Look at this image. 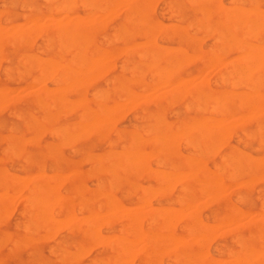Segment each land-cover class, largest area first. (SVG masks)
<instances>
[{"label": "rangeland", "instance_id": "374dc122", "mask_svg": "<svg viewBox=\"0 0 264 264\" xmlns=\"http://www.w3.org/2000/svg\"><path fill=\"white\" fill-rule=\"evenodd\" d=\"M46 1L45 0H0V9H1L0 12L5 9L4 10L5 12L3 11V13H0V27H2V29H3L2 32H3V34H5V31H8L6 33V37L8 34L11 36L16 34L12 38H11V36L8 35L9 37H7L8 39L6 38L7 40L3 39V41L2 40L0 41V57H4V59L1 58L2 60H0V87L4 89L3 90L0 88L2 93H4V94H2V96H0V99H1V97L3 99V100H0L1 107H2V108H0V111H1L0 112V171H1V174H3V176H1V178L3 177V180L0 178V180H2V181H0V183H1L0 184V186H1L0 191H2L4 188L3 196L1 195V192H0V196H2V197H0V199L3 198V200H0V204H1L0 205V215H1L0 216V218H1V221H0V240L2 241V242H0V264H61L62 258L64 260L62 264H69L70 263L69 259H70V261L73 260V262L70 264H114L113 263L115 260L114 257H116V258L118 257V259H120L119 262L116 261L117 260L116 259L115 264H116V262H117V264H125V263L126 264H128V263L129 264H160V263L161 264H168V262H170L169 264H175L176 261H177V264H181V263L182 264H196L197 262L198 263L202 262L203 264L204 263L205 264H208V263L211 264L210 260H212V259L216 260V258H217V260L215 262L212 260V264H223V262H225V264H227L229 262H232L233 259H235V257H236L235 253H237V256L242 258L241 261H243V259H245L248 255H250V257L253 256L252 257L253 259L250 257H248V258H249V260L251 259L254 262L253 264H255V263L260 264V262L264 263V245H262V243L264 244V237L259 235V233L262 234V232L264 235V226L262 228V225H264V222L260 221L262 219L264 220V218H263L264 213H259L261 215L258 214V212H264L263 211L264 209L262 210V207H261V205L264 206V202H261V201H264L263 200L264 199V147H263L264 146V144H263L264 143V130H263L264 129V115H261L262 113L264 114V109L262 108L263 105L260 104L263 102L264 99H259V97L264 98V71H263L264 67H262V66H264V46H263L264 45V18H263V20L262 19L260 20V18L263 17L261 15L264 14V0H253V1L252 0H242V1L241 0H231L233 2H231L230 0H212L214 3L221 1L222 5L219 3L220 5L217 6V8L221 6L220 8H218V9H220V11L216 12L217 11V8H216L215 10H213V12H211L210 17L206 18V19H205L204 12L201 13V11L199 9L200 8L199 0H195L192 2L190 0H188L189 2H191V4H189V2L187 0H149L152 5L148 1V3L150 4L149 9H148L149 12L147 11V13L145 14V17H147L148 20H150L153 23H155V22H156V24L159 23L158 25L159 26L161 25L162 28L160 27L161 29H159V28L156 29L155 28L156 24L155 25L151 24V27L149 24H141V26H140V24H138L141 31L139 30V27H137V24H121L123 19H124V14H125L124 13L125 12L124 6H123V4H121V5L117 6V10H118V11H116L117 14L115 12L114 15L111 14L109 17L105 16L106 14L103 15L106 17L105 18V21H106L105 24H102V25L98 24L96 27L93 28L94 30L92 29L93 31H91V30L88 31L89 35L91 37V39H90L91 42H89L90 44H88V45L84 44L83 46L86 45V47H84V48L80 44L77 45L76 42H75L76 44H73L74 41L72 43V41H70L72 39L70 37H68L67 35L64 36V35H61L60 33L58 35L57 32H59V29H57V28H51V27L47 28L45 26V28L43 27L44 31L43 32L41 31V35H40L39 31L36 30L37 29L36 26H34V28H33V24L32 25L31 24L30 25L25 24V23H27L26 19H28L29 16L34 14L35 12L43 13L44 16L42 14H41L42 17H41V15L39 16V18L41 19V20L39 19L40 21L48 22L50 20V19H47V14H45V12L47 11L49 6H51L52 4H54L56 2H59V0H48L47 2ZM153 1H154V3H153ZM168 1H170V2L168 3ZM250 1L253 2V4L251 5L252 11L249 10V7H250L249 2ZM194 2H196V3H194ZM21 4H23V5H21ZM103 4L105 5L106 3L104 2ZM170 4H172V5H170ZM168 5H170V6H168ZM240 5L244 7V9H243L244 11H242L243 15L245 13V10H246V12H247V10H249L248 11L249 14L252 13L253 11L255 14L257 11H259V9L261 12L259 11V13H256V15H254V14H250V15L248 14L247 15V13H246V16L244 15L243 18L241 19L242 12H240V10H239V9H241ZM253 5H256L258 7L254 10L253 8L256 6L252 7ZM21 6L23 7V9H20ZM28 6L31 7V10ZM232 6H234V8H231ZM118 7L120 10L118 9ZM120 7H122V8H120ZM173 7H175V8H173ZM225 7H228V8L230 7V9H232V10H234V9L237 10V11H235V10L233 11V12H236V14L239 10L238 15L235 16L236 14L232 13L231 12L232 10L228 11L226 13V11L230 10V9H227ZM247 7H248V9H247ZM170 8H171V10H169ZM177 9H179V11H177ZM84 11H85L84 7H82V4L78 1L75 4L73 11L70 12L69 14H67L68 15L67 17L69 18L70 17L69 15H71V14L73 16L74 15H83ZM92 11L90 14L93 13ZM61 12L58 13L59 16H58V19L56 20V22L59 23L58 24L59 27H60V25H62L63 21H65V19H66L65 18L66 12L65 11H61ZM94 12H99V11L94 10ZM102 12L100 11V13H102ZM100 13H97V14L99 15ZM228 13L230 14L228 16V18L230 17L229 19L226 17V15H228ZM147 14H149V16ZM239 14H240L241 20L239 19V22H238L237 19L239 18L238 17ZM24 15H25V17H23ZM98 15H97V18H98ZM203 15H204V17H203ZM257 15H259L261 17L258 16L259 17L258 18ZM94 16H96V15H94ZM101 16H102V14H101ZM103 16L101 18H103ZM180 16H181V18H180ZM90 17H93V16L90 15ZM231 17H232V20H231ZM94 18H96V17H94ZM175 18L176 19L179 18V19L176 20ZM202 18H204V19H202ZM226 18L228 21H226ZM251 18H254L253 19L254 22L256 21V19L259 20V22H262V27H261V25L259 26L260 23L258 21L253 23V20ZM8 19H9V22L6 21ZM224 19L226 21V24L228 25L227 27H224V26H226V24L222 23ZM25 20H26V22H23ZM92 20H94V19L92 18ZM197 20H199L201 22H199ZM219 20L221 22H218ZM229 20H230V22H229ZM250 20H252V22H250ZM107 21H108V23H107ZM244 21H246V22H244ZM198 22L200 24H196ZM231 22H233V23H231ZM234 23L235 24L240 23L238 25L239 27L237 28V26H235ZM9 24H12L13 26H11ZM172 24L175 26L178 24L183 25L182 28L180 27L182 30L179 29L178 27L174 28L175 27L174 26L172 28V30L175 29L173 31L175 33H173L172 30L170 29V27L173 26ZM243 24H245V25H243ZM253 24H255V26H259L258 27L259 29L257 28L258 31L256 30V27ZM121 25L123 27L122 31H121ZM166 25L167 26L171 25V26L166 29V27L165 28L163 27ZM193 25H195V26H193ZM241 25H242V28H241ZM23 26H25V27H23ZM56 26H57V24H56ZM110 26H113L116 28H113ZM124 26H125V28H124ZM130 26H132V27H130ZM199 26L201 27V29L199 28ZM206 26L208 27L207 29L205 28ZM251 26H254L255 27L254 30L257 32L254 31L255 33H253V30H250V29H253ZM11 27H12V29H11ZM19 27H21V30ZM26 27H28V29H26ZM98 27L99 28L101 27V28L99 30L98 29L95 30ZM148 27H150V29L152 30L151 34L154 35V37L150 36V30H147V29H149ZM152 27L155 28V30H153ZM247 27H249L250 29L248 28V30H247ZM22 28H25V29L23 30ZM118 28L120 30V31L118 30L120 33V36L122 37V38L119 37V38H121L120 41H119V38L118 39L115 38V37H118L116 35V32H117L116 30ZM137 28H138V30H136ZM18 29H19V31L17 32ZM164 29H166V30L164 31ZM197 29H198V31H196ZM204 29L207 30L206 31L207 34H206ZM234 29L235 30L237 29V30L234 31ZM22 30L24 31L23 33H25V34L20 33ZM25 30H26V32H25ZM145 30H147L148 32ZM217 30H219V31L217 32ZM226 30H228V31H226ZM37 31H38V33H37ZM99 31H100V33H99ZM222 31H223V34H221ZM248 31L249 32L252 31V33L250 34L251 36H252V34L255 35L257 33L256 37L254 38L252 36L253 38L252 37L249 38ZM28 32H29V34H26ZM112 32H115V33L111 34ZM129 33H130V35H129ZM134 33H135V35H133ZM209 33L211 35H208ZM56 34L60 38H58L56 36ZM186 34L189 35V38L191 37L190 38L191 40L190 41L188 40L187 44L185 42L187 40L185 38L187 36ZM192 34L197 36V37L199 36L198 38L194 37V40L197 39L196 40L197 45L195 44V42L192 38V36H193ZM202 34L205 36L208 35L209 37L208 36L207 37L202 36L204 39L202 41V39H201ZM244 34H247V35L244 36ZM168 35H170V36H168ZM190 35H192V36H190ZM31 36H32V38H31ZM128 36H130V37H128ZM135 36H137V37H135ZM224 36L226 37V39ZM45 37H49V39L48 38L45 39ZM64 37H65V40L68 38L70 39V40L69 39L66 40V42L70 41V43H68V42L67 43H68V46H72V47H70L71 49L67 48L68 46H67V43H65ZM216 37H219L220 40L223 39V37H224V39H223L224 41L222 40V42H226L225 40H227V39H228V41L225 44H220L222 42H220V40H219V42H217L218 39H215ZM103 38H105V39H103ZM146 38H148V39H146ZM153 38H155V39L153 40ZM199 38L201 40H198ZM25 39L28 40V41H26V45H25V41H24ZM56 39H61V40H56ZM145 39L147 41L153 40V42H154L153 44H155V45L152 46L153 45L152 43H148V44L143 43V41H145ZM236 39H239V40H237L235 42L234 40H236ZM46 40H48L49 43ZM98 40H99V42L100 41H102V42L99 43ZM107 40H109V41H107ZM256 40L257 41L259 40L260 42H257ZM7 41L11 44H9ZM60 41L62 43L63 42L65 43V44L63 43L64 44L63 47H61V45H63V44ZM123 41H125V42H123ZM155 41H156V43H155ZM197 41H198V43H197ZM200 41H202V42H200ZM211 41H213V42H211ZM229 41L231 43H229ZM242 41H243V43L245 41L248 43L245 42L243 45ZM30 42H31V44H30ZM58 42H59V44H58ZM108 42H110V43L108 44ZM134 42H138V43L136 45H134ZM237 42H239L238 45H236ZM250 42L252 43L251 45L256 43L255 44L256 47H258L257 46L258 44H261L262 48L260 47V49H263L262 50L263 52L259 51L260 50L259 48H253V47H255L254 45H253V47L250 46V48H249L248 45H250L249 44ZM3 43H5V44H3ZM216 43H217V45H216ZM228 43H229V45L231 44L230 45L231 47H229ZM240 43L243 46H241ZM12 44H13V46H11ZM143 44H147L148 47H145L146 45L144 46ZM126 45H129L130 47L131 46L132 47L130 48L129 46H126ZM137 45H138V48H136ZM141 45H143V47H144V48L142 47L143 50L145 49L144 52H143L142 48L140 47ZM156 45H162V46H159L160 48H163V47L165 48L167 46L166 49H167L168 53H167L166 49H164L166 51V52H164L158 46L157 47L159 49L156 50L157 49ZM261 45H259V46H261ZM93 46H95V48L101 47L100 49H98V51H100V52H98L95 48L93 49L92 48ZM122 46H123V48H122ZM169 46L170 47L172 46V47L170 48ZM240 46L244 48L245 53L247 51H249V53L252 52V54H250V56L252 55L251 57L249 55H246V57H248V56L250 57V58L248 57L249 59L244 58L245 53H243V54L241 53V52H243V49L242 48L239 49ZM58 47L61 48V51H60V48L58 50ZM65 47H66V49H68L67 51L63 50V49H65ZM120 47L123 50L119 51ZM210 47L214 48V49H211ZM102 48L104 49L103 52H102ZM132 48H135V49H132ZM183 48L188 53L185 52ZM192 48H194L193 49L194 51H192ZM75 49H78V51L77 50L75 51ZM90 49L93 50V57H91V58L89 57L90 55L92 56V54L89 53ZM173 49H174V51H175V49L178 51L176 54H174V56H173V52H174ZM180 49H182L181 51H183V53H184V54L181 53L182 58L180 57V53H179ZM219 49L220 50L222 49V50L220 51ZM236 49H237V51H236ZM238 49H239V51H238ZM40 50H42V51H40ZM84 50H85V52H84ZM153 50L154 51L156 50V51L154 52ZM161 50L163 52V54H162L163 56L161 55V53H162ZM170 50L172 51V53ZM74 51H75V53H73ZM94 51H96L97 53ZM113 51H114V53L116 51L121 52V54L123 52L124 53L122 55L119 53L118 55H120V56L117 58L114 55ZM130 51H131V54H130ZM150 51L152 52L151 54H150ZM226 51H227V53H226ZM253 51L255 53L257 51H259V52H257L258 54L257 53L255 54V53H253ZM76 52H77V54L78 53L79 54L76 55ZM90 52L92 53V51H90ZM104 52L106 53V55ZM153 52H154V55L156 53L157 54L156 56H158V57L156 58V56H155V58H153L154 62H155V66L152 67V69H149V66L151 67L154 63L152 61L153 59L151 58L153 56ZM260 52H262V53H260ZM27 53H28L29 57L28 56L26 57ZM98 53L101 55H99ZM107 53H109V54H107ZM139 53L142 54L141 57L137 56V54L139 55ZM195 53L199 54L200 57L196 55L197 57H199L198 59L196 56H189V60H187L189 54L195 55ZM210 53H212V56L210 55ZM249 53H246V54H249ZM29 54H31V56L37 57L39 59L42 57L43 60L50 58L51 62L53 61L52 59H54L55 61H58V63L55 62V64L56 63H57V65L59 64L58 65L59 67L63 63L61 68H64V66L66 67V65L68 63L69 68L74 67V69H75L76 67H78L77 64H79L82 61H85V62H82V64L80 63L81 64L79 66L80 68H76L78 70V73H77L76 69L74 70L73 68L72 69L68 68L69 70H72V72L76 71L75 73H77V74H75V75H77V76H75V77H74V74L71 73V71L69 73H67L69 70H67V72L66 71L64 72L65 74L67 73L66 75H69V76H72L71 74H73L72 77L68 76V78H71V79L73 78L72 79L73 82L71 83V80H69L67 77H65L64 73H61V72H63L62 69L59 68L58 66H56L55 64H52V63H54V61L50 65V67H51L50 73L51 74L53 73V75H54V76L53 75L51 76V74L49 73V70H48V69H50L49 64H48V62L50 63L49 59L47 60V62L46 61L44 62L45 65L48 64L47 67H49V68L41 67V65H43L42 59H41L42 63L40 60H39L40 63H39V61H37L38 62V64L36 63L38 66V68H37L35 66L36 65L35 62H36L37 58L35 60V59L31 58V56ZM66 54H67V56H66ZM97 54H98V56H96ZM115 54H117V53H115ZM128 54H130L131 56ZM217 54L221 55V56L224 55V56L219 57ZM79 55H82L81 58ZM103 55H104V57H103ZM143 55H145L146 57ZM185 55H187L186 58H184ZM253 55H254V57L258 56L256 58H259L260 60L254 58ZM21 56H23V57L19 59V57H21ZM73 56L75 58H73ZM87 56L89 59L87 58ZM113 56H115V57H113ZM172 56L174 57L173 59H171ZM208 56H210L209 59H208ZM233 56L237 57L239 59L241 57H243V58H241L242 61H240L238 59L239 61L237 60V61L233 62V60L237 59V58L234 59ZM177 57L179 58V60L177 59L178 63H176L177 68H179L180 67L179 65H181V67L178 69V71H176L177 69L174 68V67H176V66H174L175 65L174 61H175V58H177ZM193 57H195V58H193ZM232 57H233V59H232ZM24 58H28V60L27 59L24 60ZM71 58H73V59H71ZM123 58L126 60L125 61L122 60ZM7 59H8V61H7ZM164 59H168V61H170L172 63L173 68H174L173 70L176 72L173 71L174 72V73L172 72L173 74L168 73V70H169V72H171L172 65L170 62H168L170 64L165 62ZM243 59H245V60H243ZM246 59H247V61H246ZM262 59H263V61H261ZM79 60H82V61L79 62ZM86 60L89 61V64L87 63ZM183 60L184 61L186 60L185 63ZM257 60L259 61V63ZM26 61H28V62H26ZM151 61L153 63L150 64ZM179 61L180 62L182 61L185 65H182L183 63L180 64ZM219 61H221V62H219ZM65 62H67L66 65H65ZM72 62L77 63L76 66H75V63L73 64ZM146 62H148L149 65H147ZM173 62H174V64H173ZM249 62H253V63H249ZM254 62H257L258 64H255ZM31 63H32V66H30ZM165 63H167V64H165ZM216 63H217V65H216ZM248 63H249L248 66H250L249 70L250 71L252 70L251 72L250 71L248 72V67H246L247 70L244 67ZM86 64H87V66H85ZM45 65H43V66H45ZM52 65H55V69H58L56 71V73L54 72L55 69L53 68L54 66H52ZM82 65H84V67H86V68H84V67H83L84 69L81 68ZM101 65H103L105 67H103ZM133 65H135V68L141 69V72L139 70H136L133 67ZM24 66L27 69L26 68L24 69ZM242 66L245 69H242L241 68ZM6 67H7V69H5ZM165 67L166 68L170 67V69L167 70ZM259 67H260V69H258ZM66 68L64 70H66ZM119 68H122V69L120 70ZM131 68H134L135 70L134 69L131 70ZM156 68H157V70H156ZM158 68H159V70H161L162 68L164 70H166V72H165L166 74L164 73L163 69H162L163 72H160L158 70ZM82 69L86 70V71L84 72ZM155 70H156V72L158 71L157 73L160 72V74H158L159 76L161 75L159 77L160 79L157 77V75L155 73L152 75L153 77H151V74L153 72H155ZM245 70L249 74H247ZM258 70H259V73H258ZM20 71H23L24 74H22V72H20ZM39 71L40 72L42 71L41 74H39ZM97 71H98V73H97ZM79 72H80V74H79ZM83 72L86 73V75L85 76L82 75L83 77H81L80 75ZM92 72H93V74H92ZM144 72H145V74H144ZM150 72H151V74H150ZM48 73H49V76H48L49 79L45 75L46 79H48V80H46V79H44L45 78L44 74L48 75ZM59 73L62 74L64 77L62 75H60ZM134 73H136V74H134ZM162 73H163V75L165 74L164 75L165 77H168L167 81H166L165 77L163 78ZM230 73H231V76H230ZM243 73L244 74L246 73L247 76H246V74L243 75ZM42 74H43L44 78H43ZM131 74H133V76ZM195 74H197L198 76H195ZM7 75H9V76L7 77ZM139 75H141V76H139ZM224 75H225V77H224ZM39 76H40V78H39ZM56 76H59V78L62 81H60V79ZM191 76L192 77L194 76V78L196 79V82H195V79L192 78ZM50 77H52V78L50 79ZM84 77H86V78H84ZM186 77H189V78H186ZM64 78H65V81H63ZM76 78H77V80H75ZM98 78H100V79H98ZM133 78H135V80ZM184 78L187 79V81H185ZM112 79H113V82H112ZM137 79H139V80L136 81ZM164 79H165V81H164ZM198 79H200V80H198ZM248 79L251 81H249ZM32 80H34V81H32ZM66 80H67V82H69V81L70 82L66 83ZM231 80H235V81L230 82ZM236 80H238V81H236ZM247 80H248V82H245ZM254 80H256V81H254ZM81 81H82V83H86V84L82 85L80 83ZM86 81H89V82H86ZM94 81H96V82H94ZM129 81H131L130 82L131 85L128 84ZM190 81H192V82L190 83ZM204 81H206V82H204ZM221 81H223V82H221ZM35 82L37 84L34 85L33 83H35ZM42 82H43V84L44 83L46 84L45 86H47V88L45 86H43ZM105 82L107 84H104ZM199 82H200V84L203 83V84H201L202 86H200L202 90L199 92L193 91L195 86L200 85ZM39 83H41V85ZM70 83H71V85H70ZM175 83H176V85H175ZM178 83L180 86L182 85V87H177ZM252 83H254L255 86H253ZM29 84L31 85V87L27 86ZM120 84H122V85H120ZM79 85H81V86L79 87ZM155 85H157L160 88L155 87ZM160 85H163L166 88H164L163 86L161 88ZM33 86H37L36 89L38 88V90L39 89L41 90V88H42L43 90H46V91L41 92L42 90L41 91L39 90V91H37L38 93H34L36 91V89H35V87L33 88ZM40 86H42V87H40ZM55 86H56V89L53 88ZM75 86H77L79 88L74 89L73 87H75ZM119 86H121V87L123 86V89L125 87L126 90L124 89V91H123L121 88H119ZM144 86H146V88ZM153 86L156 89H153L152 88ZM245 86H247V87H245ZM5 87H6V90H5ZM65 87L67 89L70 87L71 90H68V92H66V93L64 92V94H61L62 91H67V89H65ZM141 87L144 88V90H141L142 89ZM29 88H30V90H28ZM117 88H119V89H117ZM139 88H141V89H139ZM163 88H164L163 91H165L166 94H165V92L160 91ZM169 88L171 90L175 89V90H172V93H174V97H176V99H174V97L172 96L173 97V100H172L173 104H170L171 101L169 99H172V98L170 97L171 93L169 95V92H171V91H169L170 90ZM13 89H14V91H12ZM166 89L168 91H166ZM185 89H187V90H185ZM7 90H9L10 92ZM32 90H35V91H33V93H32L31 92ZM72 90L74 93L72 92ZM103 90H105L106 93ZM127 90H129L130 94H132L134 96L136 93L139 94L134 98H132V95L130 96L131 98L129 97L130 99L133 100L134 103L132 102V100L128 99V96L130 94L128 93V95H127V93H126ZM157 90H158V93L162 92L163 94H165V96L156 93ZM184 90H185V92L189 90V92H187L185 94V92H183ZM230 90L231 91L233 90L232 93L235 92V93H233V95L231 93V96L228 93V92H230ZM258 90L261 94L258 92ZM6 91H7L6 94L11 93V94H9L11 98L9 97V95L7 96L5 94ZM23 91H25V92H23ZM27 91L31 92V93L30 94L26 93ZM94 91H96V92L94 93ZM120 91H122V92H120ZM134 91H136V93H134ZM224 91H226V93ZM240 91L246 93L245 97L247 99H249L248 101H245L247 99H245V100L243 99L244 98L243 93L241 94ZM47 92H49L48 95H46ZM82 92H83V94H81ZM92 92L94 93V96L98 95V94H100L99 96H101L103 94L102 96L104 98L103 97L99 98V96L94 97V96H92ZM98 92H100V93H98ZM138 92H141V93H138ZM257 92H258V95H260V96L257 95ZM44 93H45V96H47V97L44 96ZM52 93H53V95H52ZM57 93L59 95H57ZM76 93H78V94H76ZM118 93H119V95H117ZM23 94H27V95H23ZM104 94H106V97L104 96ZM157 94L160 97L161 96L162 97L159 98V96ZM182 94L184 97H182ZM190 94H191V96H190ZM234 94H236V95H234ZM255 94L257 95L256 98H255ZM20 95L22 97L17 98ZM50 95H52V96L57 95L58 97L57 96L54 97L55 98V101H54V98ZM126 95H127V98L123 99L124 96H126ZM240 95H242V96H240ZM262 95H263V97H261ZM14 96H16L15 100H13ZM37 96H39V97H37ZM81 96H82V98L79 100V97H81ZM83 96H84V98H87V99H83ZM146 96H149L147 99L150 100L149 102H146L147 104H145L144 102H141V101H146V98H145ZM232 96H234V97H232ZM50 97L53 98L52 99L53 101L50 99ZM63 97H65L64 98L65 100H67L66 97L69 98L68 102L70 101V103H68L65 100L62 101L61 99ZM118 97H120V98H118ZM211 97H212V99H211ZM238 97H239V99L242 97V99H240L241 102L238 101ZM16 98H17V101H16ZM56 98L60 99L59 101H62L60 106H58L59 101ZM75 98H78V99H75ZM143 98H144V100H143ZM198 98L200 101L197 100ZM250 98H251V100H250ZM254 98H255V100H254ZM35 99H38V101H39V99H41L40 104ZM4 100H6L9 104L6 103V101H4ZM8 100L9 101L11 100V101L9 102ZM71 100L73 102H71ZM123 100H126V101H123ZM138 100H140V101L138 102ZM42 101H43V107L41 105ZM166 101L168 102V104L166 103ZM242 101H245L244 104H247V106L246 105L243 106ZM37 102L39 105H37ZM3 103H4V105H3ZM99 103L103 104L104 106L101 105V108H100V106L98 107ZM130 103H133V105H130ZM154 103L156 104V106H154ZM239 103H240V105H239ZM53 104H54V107H56V108L52 107ZM69 104H72L71 105L72 107H70ZM77 104H82V105H78V106H80V107H78V106H76ZM106 104L107 105L109 104V105L107 106ZM211 104H212V106H211ZM254 104L258 105V106H255L256 110L253 107ZM67 105H69L68 108H67ZM134 105L137 107H134ZM185 105L189 106V107H187L188 109L186 108ZM197 105L200 106L202 108V110L200 108H199L200 110L198 108L196 109ZM215 105H218L217 108H219V109H217V110L214 109V108H216ZM251 105H253V106H251ZM38 106L40 109L38 108ZM85 106H87V107H85ZM131 106H132V108H131ZM213 106H215V107H213ZM240 106H242L243 108H241ZM60 107L61 108L63 107V108L60 109ZM95 107H96V109H95ZM204 107H206V108H204ZM212 107H213V109H210ZM71 108L72 109L74 108V110H72ZM85 108H87L89 110L90 114L87 111L85 112V110L83 111V109H85ZM121 108L123 109V111L125 110L124 111L125 114L120 113V111L123 112L122 110H120ZM63 109L64 110L66 109V110L64 111ZM142 109L144 111H141ZM225 109H226V111H225ZM260 109L262 111H260ZM33 110L34 111L36 110V111L34 112ZM59 110H60L61 114H64L65 116L61 115V114L56 115L55 112L59 111ZM100 110H101V113H99ZM218 110H220V111L222 110L224 113L219 114ZM67 111H69L70 113H68ZM82 111L85 114L84 115L81 114V115L84 118L86 117L85 119H81V118H83L80 115V113ZM116 111H117V113L119 112L120 114L118 113V115H117ZM102 112H105V114L103 113V115L105 117L102 116ZM209 112H210V114H209ZM16 113H18V114H16ZM52 113H53V115H49ZM57 113H59V112H57ZM78 113H79V115H78ZM114 113H116V115ZM155 113H157L159 115V118H158V120H156L155 118L154 119L156 121H159L160 124L159 123L154 124V123H157L153 119V117L156 115ZM257 113L259 116L257 115ZM88 114H89V116H88ZM122 114H124V115H122ZM238 114L243 116V117H240ZM17 115H19L20 118H18L19 116H17ZM46 115H47V117H46ZM192 115H194V116H192ZM110 116H112V117H110ZM204 116H206V117H204ZM224 116L226 119L224 118V120H223L224 123H222L221 118L223 119ZM31 117H32L33 121L31 119ZM41 117L42 118L46 117L48 119V121L46 118H45L46 120L43 121L44 119L42 120ZM109 117H110V120H109ZM118 117H120V120ZM195 117L199 118V119L201 118V119L196 120ZM203 117L205 119H208V117H209V120L211 118L212 119L210 121L209 120L205 121L204 119H202ZM214 117H216V119L221 117V118H219L220 122H221L220 125H217V123H216L217 121L215 120ZM234 117H236V118H234ZM247 117H248L247 120H249V122L245 119ZM56 118L57 119L59 118V120H55ZM87 118L88 119L90 118V120H87L88 122H86ZM52 119H54V120H52ZM191 120H193L192 125L194 123H195L194 125H196V123L200 122L201 120L209 123V124H207L204 122H200L197 125V126L201 125L203 127L204 132H202L201 130H199V131L202 132L201 134L204 133V135H201L198 132V129H200V126H199V128L195 127V126H193L195 128H187V129H192L191 132L190 131L186 132V130L183 129L185 127V124H187L188 122H189V124H187L186 126L189 127L188 125L191 124V122H192ZM194 120H196V121H194ZM240 120H241V122H240ZM243 120H245L244 125L242 124L244 122ZM79 121H81V122H79ZM236 121H237V123L235 124ZM238 121H239V123H238ZM61 122H63L64 124H67L69 126L62 124ZM78 122L80 123V125H82L81 127H80V125H78ZM99 122H101V123H99ZM210 122L214 123V125H216V126H214L213 124L210 125L211 124ZM25 123L26 124L29 123V124L26 125ZM70 123L71 124L73 123V124L71 125ZM166 123L168 124L167 127L165 126V125H167ZM61 124L64 126H62ZM100 124H102V126ZM103 124L105 127H103ZM182 124H184L183 128H182ZM218 124H219V122H218ZM221 124H222V127L224 129L221 128ZM109 125H111L112 128L109 127ZM176 125H177V127L179 125V127H180V129L178 127L179 131H177L178 129L176 130V128H177ZM205 125H206V127H205ZM226 125H228V126H226ZM10 126H11V128H10ZM75 126H76V129H74ZM107 126H108V128H111L110 132L106 128ZM148 126L151 127V130H150V128H148ZM27 127L29 130H27ZM36 127H37V129H36ZM54 127H56L57 129H55ZM98 127H99V129H98ZM102 127H103V129H102ZM163 127H165V129ZM210 127L212 128V131H211ZM260 127H261L262 131H260L261 130ZM39 128H41V129H39ZM71 128L74 129L75 131L74 130L72 131ZM154 128H155V131L153 132ZM156 128L157 129L160 128L158 132L156 131ZM161 128L163 129L162 132H161ZM196 128H197V130H195ZM208 128H210V129H208ZM218 128L220 129L219 132L216 131V130H219ZM8 129H10V130H8ZM11 129H12V131H11ZM53 129H54V131H53ZM106 129L108 131H106ZM35 130H38V134H36V136H35V133H36ZM208 130H209V133L207 132ZM221 130L222 131L225 130L224 131L225 133L223 132V135H222ZM50 131H53L51 134L52 136L49 133ZM67 131L68 132L71 131V132H69L70 136H69V133ZM94 131H96V132H94ZM147 131L148 132L151 131V132L147 133V135L144 134V132H147ZM172 131H174L173 134L176 133L174 135L176 137L168 134L170 132L172 133ZM175 131H177V132H175ZM184 131L186 133L185 135H184V133H182ZM63 132H64V134H63ZM74 132L78 135L74 134ZM93 132H94V134H93ZM98 132H99V134H97ZM100 132L103 136L100 135ZM134 132L135 133L137 132V137L135 136L136 134L135 135L133 134ZM189 132H190V134H189ZM196 132H197V134H196ZM162 133L166 134V136L162 135ZM218 133H221V136H219ZM245 133L248 136L251 135V137L249 136L250 139L246 138V137H248L247 135L245 137ZM154 134H156V135L161 134V135H160V137H158ZM182 134L186 137H182L183 136ZM188 134H189V136H188ZM33 135L35 136L34 137L35 140L32 141L31 138ZM39 135H40V138H39ZM63 135H65V136H63ZM150 135H152V136H150ZM168 135H169V137L170 136L172 137V138L170 137L171 138L170 140L168 139L169 138ZM68 136L72 137V138L68 139ZM87 136H88V138H87ZM131 136H132V138H131ZM154 136H155V138H154ZM190 136H192V137L194 136V137L190 138ZM215 136L219 137L218 138L219 140L222 139L220 137H223L224 139L220 140L222 143L218 139L215 140L214 139ZM25 137H27V138H25ZM98 137H101V139L98 140L99 139ZM120 137H122V138H120ZM141 137L142 138L148 137L149 139L153 138L155 142L153 140H151V142L149 143L148 142L149 140L144 141L145 138L142 139ZM173 137H174V139H173ZM203 137L207 138V139L205 140ZM23 138L25 139L26 142L22 141V140H24ZM134 138H138V139L135 140ZM158 138L163 143H161V142L159 143ZM175 138H178V139L181 138V139L177 141V139H175ZM188 138H189L188 144L197 142L196 145H199V148H197L198 146L195 147L196 145H194V144L188 146V144L185 143ZM201 138H203L204 141ZM210 139H212L211 142H210ZM20 140L22 142H20ZM29 140L32 142L29 143L30 142ZM166 140H167V142H166ZM14 141H16L17 143L16 142L14 143ZM27 141H29V142H27ZM84 141H86V142H84ZM136 141H138L137 143L139 144L138 145L139 148L141 150H145V152H147L149 154V156H151V157H149L147 155L145 157L147 160L144 158L140 162V165H138V167H140V168H138L136 170L134 169L135 171L133 172L132 171L133 167L134 168H137V167L134 166V161H133L132 157L130 156L129 151H131L133 149L131 146L135 145ZM56 142H58L57 144H59L60 146L57 145ZM64 142H67L68 144L69 143L70 144L67 145V143H65V145H64L63 144ZM83 142H84V144H83ZM203 142H205L206 145H208V142H209L210 145H215V146L209 145L208 149H211V147H212V149L207 151V146ZM215 142H217V143H215ZM245 142L247 143V145H244ZM12 143H14L13 147L15 149L13 147L10 148L12 146ZM80 143L82 145H80ZM44 144L47 146H44ZM71 144H73L72 147L74 146L75 149H80L79 147H81L84 151L83 150L81 151V149H80V150H77L78 151L77 152L76 150H74V148H73V150L70 149V148H72ZM75 144L77 147L75 146ZM168 144L170 147L168 146ZM186 144H187V146H186ZM221 144H223V145L220 146ZM7 145H9L10 147ZM50 145L54 146V149H51L53 147L50 148ZM62 145L64 147H62ZM66 145L68 147H66ZM182 145L183 146L185 145V147H183ZM159 146L161 148L163 147L164 150H162V151H165L164 153H161V151H160L161 148ZM165 146H167V147H165ZM158 147L160 148V150H158ZM216 147H218V148H216ZM6 148L8 151H6ZM156 148L158 150L157 155H155L157 153ZM214 148L217 150H215ZM237 148H238V151L241 150V151H239V153L237 151ZM149 149L150 150L155 149V152L153 151L155 154L152 151H151L152 154L149 153L148 152ZM165 149L168 150L167 156L165 155V153H166ZM231 149H233V150L231 151ZM16 150L17 151L19 150V153L15 152ZM51 150L53 152L52 155H51V152L48 153ZM68 150H69V154H68ZM108 150H110V151L112 150L111 152L118 150L116 153H118V154L120 153V154L117 156V154L114 152L116 155H114V153H112L113 155L111 154V156H112L111 157L110 151H108ZM119 150H120V152H119ZM213 150L216 151V153L217 152L218 153L216 154ZM3 151H4V153H6V155L3 153ZM72 152H73V154H72ZM76 152L78 154H75ZM180 152H181V154L183 153L184 155H187V154L189 155L186 157V160H190L191 155L196 156V157H192V161H196L197 165H196V162L190 163V161H188L186 163V161L184 160L185 156L183 154L180 155ZM197 152H200L201 154H199ZM211 152L213 153L212 155H211ZM240 152H242L244 155ZM13 153L14 154L16 153L17 155L12 156ZM124 153H126V154H124ZM208 153H210V155H208ZM234 153H235V158H236V156H238L237 159L234 158V155H233ZM26 154L29 155V157L28 156L26 157L29 160V162H27V163L25 162L26 161L25 160ZM48 154L50 155V157H48L49 156ZM70 154H72V155H70ZM107 154L110 157H108ZM225 154L226 155L230 154V155H227L229 158H227V156ZM247 154L249 156H247ZM8 155H10V156L8 157ZM124 155H126L127 158L128 157H130V158H128V159L123 158ZM200 155H202V156H200ZM231 155H233V156H231ZM105 156H107L108 158H106ZM116 156L118 157L117 158L118 160L116 159L117 162L115 163L117 166L116 167H115V165L109 166L108 163L110 161H114ZM246 156L249 157V158H247L248 159L247 162H246V159H244ZM10 157H11V159H9ZM86 157H89V159H91V161L86 159ZM148 157H149V159H148ZM157 157H159V159H156ZM193 158H195V159H193ZM224 158L226 160L228 159V161L231 160L230 161L231 163L229 162V165H232V166H230L228 168V165H227L228 161L225 162L226 160ZM84 159H86V161L88 160V162H85ZM203 159H206L205 160L206 162L205 161L203 162ZM234 159L237 161V163H238L237 165H236V163H235L236 161H234ZM123 160H125V162ZM156 160L159 161L158 164L162 161L163 163H160L162 165L156 164L155 163V162H157ZM11 161H13V162H11ZM152 161H155V162H152ZM77 162L79 163V165ZM188 163H190L192 169H194L193 167L195 165L197 167L199 166L200 168H197V169L195 168L194 171L193 170L189 171L190 167H187ZM213 163L215 166H213ZM10 164H11V166H10ZM41 164L45 165V167L44 166L41 167L40 166ZM94 164H96V165H94ZM110 164H111V162H110ZM129 164H130V166H129ZM120 165H122L123 167ZM216 165H217V167H218V165L225 167V169H224V167H222L221 169H220V166L218 167V170L220 169L222 171V173L216 172V170H217V168H215ZM261 165H262V167H260ZM38 166H39V168H38ZM127 166H128V168H127ZM149 166H151V171H150ZM170 166H172V168H170ZM21 167H23V168H21ZM95 167H97V168L101 167V169H103V170L99 171V169L96 168L97 169V171H96ZM145 167H148L149 169L146 168L148 171L143 173L142 170L146 171V169L144 170ZM208 167L210 168V170ZM3 168H5V169H3ZM158 168H159V170H158ZM187 168H188V171H187ZM76 169L78 171H76ZM108 169H109L110 174L106 173V171ZM174 169H175V171L176 170H178V171L175 172ZM73 170H75L77 173L73 172ZM169 170L173 171L174 173L169 171ZM245 170H246V172H245ZM42 171H45L44 175L45 176L49 175L50 177L48 176V178L52 179V181L47 179V177H44V175H43V178H45V180L44 181L42 180L43 182H41V181L38 182L40 179H42L41 178L42 177L41 174L43 173ZM136 171H138V172H136ZM152 171H157L158 173L152 172ZM168 171L170 174L173 173L172 174L173 176L170 174L168 176V174H167ZM179 171H181V172H179ZM243 171H244V173H243ZM247 171L249 172V174ZM6 172L7 173L10 172V174L6 175ZM53 172H56V173H53ZM178 172H179V174H178ZM194 172L195 173L197 172V173L195 174ZM241 172H242V174H241ZM52 173H53V175H52ZM90 173H92L93 175ZM17 174H18V177L16 176ZM72 174H73V176H72ZM155 174L156 175H158V174L162 175L161 178L163 179L164 182L166 181L165 183H167V184H165L164 182L162 183L161 181L159 182V180H161V178L159 176H158L159 177L158 178ZM184 174H185V176H184ZM9 175L10 176L11 175L16 176V177L11 176L12 182L8 178V177H10ZM26 175H27V177H26ZM56 175L59 177L56 178L55 177ZM97 175H98V177H96ZM112 175H113V179L111 177ZM189 176H190V178H189ZM193 176H194V178H193ZM216 176L218 178L216 180H213V178H216ZM221 176H222V178H220ZM169 177H172V178H170V180L168 181ZM230 177L232 179H228ZM255 177H256L257 181H256V179H254ZM4 178H7V180L6 179L4 180ZM13 178H15V180ZM89 178H91V179L89 180ZM144 178H146V179H144ZM154 178H157V179H154ZM173 178H175V181H173L174 180ZM187 178H189V180ZM24 179H26V180H24ZM185 179L188 180L187 183H186ZM16 181L20 185L17 184L18 185L17 186L15 183ZM25 181H27L28 183ZM157 181L159 183H157ZM171 181H173L174 183H171ZM24 182H25V184H24ZM96 182L99 184V187L97 186L98 184ZM5 183H7V184L5 185ZM12 183H14V184H12ZM38 183L40 185V191L37 190V187H35L36 185H38ZM48 183L52 185V190H50L51 187H49ZM57 183H58V185H57ZM148 183H150V185H148ZM184 183H186V184H184ZM214 183H216V184H214ZM221 183L223 184V187L222 186L218 187V184L222 185ZM228 183H230V185L234 186V187L229 186ZM233 183H234V185H232ZM239 183L244 185V187L241 186V184H239ZM2 184H4L3 185L4 187L2 186ZM8 184L9 185L12 184V187L17 188V190L14 189V191L12 192L11 185L7 186ZM61 184H63V185H61ZM164 184H165V186H164ZM180 184H181V186H180ZM187 184H189V186ZM224 184L225 185L227 184V185L224 186ZM236 184H238L239 188ZM44 185H46L48 188L44 187ZM143 185L145 186L144 193H142L143 189L141 190V188H144ZM204 185L206 186V188L204 187ZM158 186L164 187L165 189L159 187L160 190H158L157 189ZM166 186H167V188H166ZM183 186L188 187V188L186 187L185 192H183L185 190V187L183 190V188H182ZM179 187H181V189ZM216 187H218L217 190H219V189L220 190L217 191ZM76 188L78 190H80V189L81 190L78 192V190ZM148 188L150 189L151 192L155 191L156 194L154 193L155 195L152 196L153 192L150 193V191L147 190ZM151 188L152 189L155 188V189L152 190ZM168 188H169V190L172 189L170 191L171 193L167 191ZM221 188L224 189L225 191H223ZM6 189H8V190L6 191ZM63 189H64V191H63ZM65 189H66V193H65ZM161 189L163 191L165 190V194H163L164 193L163 191H162L163 193L160 192ZM205 189H207V192H208L206 194H205V192H206ZM33 190H34V192H32ZM46 190H47V192L50 190L48 193H51L54 191L53 193H55V195H52L53 193L51 194V196L54 199H52L50 194L46 193ZM156 190L159 192H157ZM106 191H107V193L104 194V192H106ZM147 191L149 192L148 195L151 194L150 196H152V198L150 196H148V197H150V198H148L150 200L147 199V196H146ZM29 192L32 194H30ZM97 192H99L100 194L102 192V194L99 195L100 197L97 195V194H99ZM217 192H218L219 197L216 196ZM7 193L8 194L11 193V194L8 195V197H7ZM15 193H17V194H15ZM108 193L110 194V196ZM158 193H161L159 195H161L162 198H161V196L158 195ZM75 194H77L76 197H75ZM204 194H205V196H208V198L206 197L207 199L204 197ZM237 194H240L241 198ZM35 195H38V196H35ZM112 195H113V197H111ZM143 195L146 196V199L143 198L144 197ZM180 195L183 197L182 198L179 197ZM236 195H237V197H236ZM25 196L26 197L30 196L29 198H31V197L32 198L31 199H29V198L24 199ZM39 196L41 198L45 197L46 200L43 199V203H42V200L40 199ZM110 197L113 198V201H114L113 205L115 208L112 205L113 201L111 202V199L109 201ZM159 197H160V199H159ZM220 197H222V198H220ZM7 198H10V199L8 200ZM177 198L184 203L188 202L190 204H188V203L187 204H181L182 202L178 201ZM75 199H77V201ZM78 199H79V201H81V203H78L79 202ZM195 199H196V202L194 201ZM204 199H206V200H204ZM25 200L27 201V203L29 205L27 203H25L26 205L23 206L24 202H26ZM47 200L49 201V203L46 202ZM106 200L109 203H107ZM146 200H148L149 202H147ZM5 201L6 202L9 201V202H7V204L9 203L8 207L5 205ZM29 201L31 202V204L29 203ZM75 201H76V203H75ZM45 202H46V204H45ZM103 202H104V204H103ZM145 202L147 204H144ZM168 202H171V203H168ZM177 202L179 203V205ZM202 202H206V203L204 204ZM234 202L237 205L233 204ZM53 203H54V205H53ZM56 203H58V204H56ZM100 203H102V204H100ZM106 203H107V205L109 204L108 208L106 206ZM191 203H193V204H191ZM115 204H117V205H115ZM118 204L122 205L123 207L120 205L118 206ZM206 204H207V207H206ZM10 205H11V207H10ZM35 205H37V206H35ZM43 205L45 206V208H43ZM60 205H61V207H60ZM134 205L135 206L140 205V206H137L138 207L137 208ZM144 205L147 208H145ZM183 205H185V206L187 205V206L185 207ZM194 205L196 207L195 210H194ZM234 205H236V206H234ZM4 206H6V208ZM26 206H27V208H26ZM40 206H42V208ZM54 206H56V207H54ZM81 206H83V210H82ZM98 206H100L99 208L101 211L98 210L99 208L97 209ZM150 206H152L151 209L154 207L152 210H154L157 207L158 208L161 207V209H160L161 215H160L159 209H157L158 211L154 210L155 212L150 210L151 211L150 212L148 210V208H150ZM170 206H172V207H170ZM188 206H190L191 209ZM36 207H38V208H36ZM46 207L48 208V210ZM142 207H144V208H142ZM8 208H12V209H8ZM58 208H59V210H58ZM132 208H135V209H132ZM140 208L142 210H140ZM37 209H39V212H42V213H38ZM43 209H45V212H44L45 217L43 216V211H44ZM60 209H62V210H60ZM6 210L8 212H6ZM108 210H109V212H107ZM119 210H120V212H119ZM133 210H134V212H133ZM146 210H147V213L144 212ZM167 210L169 212L174 211L175 215L172 216ZM170 210H172V211H170ZM177 210H178V212H177ZM193 210L195 211V214H194L195 218L196 217L200 218L199 220H198V218H196L197 219L196 222L192 219L194 217H192L190 220L188 218V217H190L189 215L192 212H194ZM235 210H236V212H234ZM242 210L244 211V213H245V211H247L245 213V214H247L246 217H245V214L243 213ZM3 211H4V215H3ZM55 211L58 214H54ZM140 211L145 213V215H142V213ZM188 211H189V213H188ZM241 211H242V213H241ZM30 212H31L30 216L31 217L34 216V217L31 218V217H29V215H27V214H30ZM89 212L90 213L92 212L94 214L92 215V213H91V215H90V214H88ZM99 212H101L100 214L102 216L100 214H98ZM126 212L129 213L128 220L126 218L128 215ZM136 212H138L139 214H137ZM179 212H183V213H179ZM233 212L235 213L234 217L232 216L234 214ZM111 213H112V215H111ZM131 213H133V214H131ZM134 213H136V216H138V217L131 218V217H133V215H135ZM158 213L161 217L158 215ZM87 214L89 215V217L87 216ZM114 214H117V215H114ZM140 214L143 217H140ZM147 214L149 215V217ZM206 214H207V216H206ZM52 215H54V216H52ZM65 215H67V216H65ZM94 215L96 216V219H94L93 221L98 219L96 224H99L98 227L100 226L99 230L97 228V231L95 228V227H97L96 224L92 225L93 222L91 220V218L92 219L95 218ZM130 215H132V216H130ZM152 215H154L153 216L154 221L151 222L150 219H152V217H151ZM186 215H188V217H187L188 219L186 218ZM4 216H6V217H4ZM39 216H42V217H39ZM116 216L117 217L119 216L120 219L117 218ZM179 216H181V217H179ZM182 216L185 219H183ZM191 216H193V214H191ZM215 216H216V218H215ZM61 217H63V218H61ZM73 217H75V218H73ZM105 217H106L107 221H106V219H104ZM219 217H221V219ZM229 217H231V219H229ZM255 217H256V219H258L260 217V220L259 219L256 220V222H254V225H253L252 221H255ZM40 218H42L43 221ZM44 218L46 219V222H45ZM170 218H172V219H170ZM176 218L178 219V221ZM52 219H54V221ZM66 219H68V221ZM169 219L171 220V222ZM181 219H183V220H181ZM233 219H238V221L233 220ZM135 220H136V222L137 221L141 222L140 223L141 227H140L139 232H142L141 234H144V235H142L143 238H141V236L137 237V234H138L137 229H139V223H136ZM149 220H150V222H149ZM172 220L175 221L176 223L177 222L178 223L173 224ZM220 220H222V221H220ZM232 220L234 222H232ZM28 221L31 222V225L34 224V222H35L36 225L34 224V226L37 229H34L35 227L33 228V225L31 226L30 224H28ZM40 221H42L43 224H45V225H41L42 222L40 223ZM74 221L81 222V223H76L77 225L75 226V223H73ZM109 221L111 222V224ZM129 221H131L132 223L135 222L136 225L138 224L137 225L138 227L135 226L134 224H132L131 222H130L131 224H129ZM161 221H162V226H159L161 224ZM190 221H193V223H194L193 226H192ZM198 221L199 222L201 221L200 225H199ZM223 221H227V222L223 223ZM52 223H53V225H52ZM60 223H61V225H60ZM201 223H203V224H201ZM234 223L236 224V226ZM58 224H59V226H57ZM64 224H67V225H64ZM69 224H71L72 226ZM171 224H173L174 226L172 225L173 227H171ZM205 224L207 225L206 228L209 231L207 229H205V227H203V225L205 226ZM220 224H222L223 226H221ZM131 225H132V227H130ZM147 225H149L150 227L149 226L146 227ZM165 225L170 226L167 228V231L165 230L166 229L165 227H167ZM182 225H184L187 228H185L184 226L181 227ZM190 225L193 228H196V230L193 228H190L191 227ZM217 225L219 226V228ZM237 225L238 226L241 225L242 227L240 226V227H238V231H234V229H235V227H237ZM23 226H25L24 230H26V231L23 230V228H24ZM62 226L64 227L63 229L61 228ZM66 226H68V227H66ZM157 226H159V228ZM188 226H190V227H188ZM245 226H247V227H245ZM260 226H261V228H260ZM160 227H161V229H160ZM163 227L165 229H162ZM225 227H227V228H225ZM231 227H232V231H230ZM17 228H19V229H17ZM54 228L56 230H58V229H60V230L54 232L55 231ZM94 228H95V233H93ZM222 228H225L226 232L230 231L231 233L230 232H227V233L224 232L223 233L224 229H222ZM258 228H260V229H258ZM100 229H101V231H100ZM182 229H183V232H182ZM188 229H189V232L187 231ZM71 230H72L73 234L71 233ZM190 230H192V231H190ZM143 231H144V233H143ZM149 231H151V232H149ZM152 231H154V233H156V232L160 233L161 232L160 235L162 233H164V237H161L159 235H155L153 233L154 234L153 237H155L156 239L153 238L151 235H149V237H148L149 240H150V236L152 237L150 242H149L148 239L145 237L148 235V232L150 234V233H152ZM198 231L204 232L203 235H200V233H198ZM66 232H68V233L66 234ZM96 232L97 233L100 232L99 233L100 235L98 234L99 236H97L98 240H101V238L103 236L104 238H107L108 243L106 244L104 242L103 246H101L99 244L100 241L98 242L97 239L95 238L97 235ZM165 232L167 234H168V232H170L168 234L169 236L165 235ZM43 233L47 234L48 237H51L50 235H52L54 233L53 234L54 237L52 236L51 238H48L47 240H45V238L47 236H45ZM145 233H146V236H145ZM171 233H172V235H171ZM186 233H190L192 236V239H194V238H196V239L192 240V242L189 243V241H191V239H189V238H191V236L189 235L186 238V235H187ZM250 233H252V235ZM40 234H42L44 237H41ZM94 234H95V236H94ZM109 234H110V236H109ZM141 234L139 233V235H141ZM176 234H179V235H177V237H176ZM237 234L239 235V237L238 236L236 237ZM38 235L41 238V240H43V239L44 240L40 241V242L38 241L39 239L36 240L37 239L36 237ZM107 235L109 236V240H111V239L114 240L115 238L116 239L118 238V240L120 239V242L118 241L117 243H115V240H114L113 241L114 243L111 244L112 240L109 242ZM115 235H116V237H115ZM173 235L175 238L173 237ZM126 236L130 239L131 243H133L131 247L128 248V247H126L127 245L126 246L122 245L121 247L119 245H116L118 243H121V244L129 243L130 244L129 239H127ZM166 236H167V239H166ZM170 236H172L171 240H170ZM206 236L209 239V240H207V242H206V240H203V239H206ZM22 237H24L23 238L24 241L20 240V238H22ZM262 237H263V240L258 239V238H262ZM33 238H34V240H33ZM125 238L128 240L127 243L124 242ZM160 238L163 240H159ZM200 238H203L202 239L203 243H201L202 241L201 242L199 241ZM231 238H233L235 241H230V240H232ZM180 239H181V241H180ZM58 240H59V242H58ZM164 240H165V242H167V240L168 241L170 240L169 241L170 244L168 242L163 243ZM195 240L196 241L198 240V244H196ZM96 241L98 244H96ZM104 241H106V240H104ZM204 241H205V243H204ZM19 242L20 243L22 242V244L17 245V243H19ZM154 242H156V244H153ZM175 242H176V244H175ZM183 242H185L186 244L188 242L189 243L188 246L185 243L182 244ZM239 242L241 243L243 248L241 247ZM100 243H102V242H100ZM173 243L175 244V246ZM236 243H239V244H236ZM65 244H66V246H65ZM95 244L97 247L94 246ZM136 244L139 246H136ZM162 244H164L168 250H166V248H164V249L161 248L160 245H162ZM181 244L183 245V247L180 246ZM200 244L201 245L206 244V246L202 245L203 247L201 246V248H202V250H201L199 248ZM152 245H153L154 249L156 248L153 251L155 253H156V251H158V253L160 252V254H158V253L155 254L154 252L150 253L151 257L149 258L148 256H150V255H149L148 251L152 248ZM164 245H163V247H164ZM196 245H198V247H196ZM244 245H247L248 247L244 246ZM260 245H262V247ZM82 246H83V248H82ZM115 246H117V247L115 248ZM238 246H239V248H238ZM6 247L9 248V251H8V248H6ZM61 247H63V250ZM77 247H79V248L81 247V248L79 249ZM110 247L112 250H110ZM139 247H141L140 250H139ZM195 247L199 248V249H196ZM216 247H217L218 251H217ZM250 247L253 249V251H252V249L245 251V250L249 249ZM57 248H60L59 252H58L59 249H57ZM134 248H135V250H134ZM241 248H242V251H240ZM244 248H245V250H243ZM254 248H256L255 250H258V251L260 249V253L258 251H254ZM120 249H122V250H120ZM123 249H125V250H123ZM161 249H162V252L165 251L164 254H166V255L161 253ZM174 249H175V251L178 252L177 255H179V253L182 252V253H180L179 258L176 257V252H174ZM238 249H240V250H238ZM138 250L140 251V254H138L139 253ZM141 250H143V251L141 252ZM169 250H171V251H169ZM198 250H201V251L195 253V254H197L195 256L193 252H196ZM206 250H207V252H206ZM219 250H221V253ZM231 250H232V252H231ZM52 251H54V252H52ZM67 251H69V254H67L68 253ZM118 251H121V252L118 253ZM129 251L131 253H129ZM135 251H137V252H135ZM228 251H229V253H227ZM147 252H148V255L143 256V254L147 253ZM150 252H152V251H150ZM166 252L168 253L169 258H167L168 255ZM242 252L244 254L243 257H241ZM245 252H248V253L253 252L252 254H254V255H251L250 253L246 254ZM54 253L55 254L57 253L58 255L56 254L54 256ZM59 253L62 254V257H61V254H59ZM173 253H175V254H173ZM186 253L189 254L188 257H190L191 263L189 261V258L186 255ZM231 253H233V255H235L234 258L232 257ZM27 254H29V255H27ZM124 254H125V256H124ZM190 254H192V255H190ZM202 254H204V255H202ZM227 254H229L231 256H229ZM259 254H260V256H259ZM66 255H68V256H66ZM69 255L72 259L69 257ZM126 255H128V256H126ZM209 255H210V258H209L210 260H207ZM157 256H159V257H157ZM197 256L201 257L202 260H200V261L196 260ZM211 256L214 258L211 259ZM258 256H259V258H258ZM58 257H59V259H58ZM121 257H124L123 262H121ZM125 257L128 259H126ZM147 258H148V260H147L148 263L146 261L144 262V260ZM92 259H94L93 262L95 261L96 263L95 262L93 263ZM125 259H126V261H124ZM159 259H161V260H159ZM174 259H176V261ZM222 259L225 261H223ZM230 259H232V260H230ZM257 259H258V262L257 261L255 262V260H257ZM78 260H80V261H78ZM112 260H113V262H112ZM156 260H158V262H156ZM206 260L208 263H206ZM226 261H227V263H226ZM246 261H248V259H246ZM202 263H200V264H202ZM241 264H242V262H241ZM247 264H252V262H249Z\"/></svg>", "mask_w": 264, "mask_h": 264}, {"label": "bare ground", "instance_id": "6f19581e", "mask_svg": "<svg viewBox=\"0 0 264 264\" xmlns=\"http://www.w3.org/2000/svg\"><path fill=\"white\" fill-rule=\"evenodd\" d=\"M45 1H46V0H45ZM47 1H48V0H47ZM47 1H46V2H47ZM78 1L82 4V7H84V9H85L84 14H83V15H74V16L71 14V15H69L70 17L68 18V17H67V16H68L67 14H69L70 12L73 11V9H74V7H75V4H76ZM148 1H149V0H59V2H56V3L52 4L51 6H49L48 9H47V11L45 12V14H47V19H50L48 22H42V21H40L41 19L39 18V16H40L41 14L43 15V13H41V12H35L34 14L30 15L28 19H26V20H27V23H25V24H28V25H30V24L32 25V24H33V28H34V26H36L37 29H36V28H35V29L39 31L40 35H41V31H42V32L44 31L43 29L45 28V26H46L47 28H48V27H51V28H57V29H59V32H57L58 35H59V33H60L61 35H64V36L67 35L68 37H70V38L72 39V40H70V39L68 38L70 41H72V43H73V41H74L73 44H76V43H77V45L80 44V45L83 46L84 44H87V45H88V44H90L89 42H91V41H90L91 37H90L88 31H90V30L93 31V30H94L93 28L96 27L98 24H101V25H102V24H105V23H106V21H105V18H106V17H105V16H108V17H109L111 14L114 15V13H115L116 11H118V10H117V6H119V5H121V4H123V6H124V11H125V12H124V13H125V14H124V19H123V21H122L121 24H137V27H139L138 24H140V26H141V24H149L150 27H151V24L155 25L156 22L153 23V22H151L150 20H148L147 17H145V14L147 13V11H148V9H149V5L151 4V2L149 1V3H150V4H149ZM187 1H188V0H187ZM190 1L192 2V1H195V0H190ZM230 1H231V0H230ZM241 1H242V0H241ZM241 1H240V2H241ZM252 1H253V0H252ZM252 1L249 2V4H250L249 10H251V11H252L251 5L253 4ZM104 2L106 3L105 5L103 4ZM169 2H170V1H168V3H169ZM188 2H189V1H188ZM191 2H189V4H191ZM199 2H200V3H199V4H200V8H199V9H200L201 13L204 12V14H205V19H206V18H209L211 12H213V10H215V9L217 8V6H219V5L221 4V1H219V2H217V3H214L212 0H199ZM231 2H233V1H231ZM153 3H154V1H153ZM194 3H196V2H194ZM219 3H220V4H219ZM3 5H4V4H3ZM21 5H23V4H21ZM151 5H152V4H151ZM170 5H172V4H170ZM170 5H168V6H170ZM221 5H222V4H221ZM12 6H13V5H12ZM123 6H122V7H123ZM240 6H241V5H240ZM254 6H256V5H253L252 7H254ZM21 7H22V6H21ZM21 7H20V9H23V7H22V8H21ZM28 7H29V6H28ZM122 7H120V8H122ZM220 7H221V6H220ZM220 7H218V8H220ZM237 7H238V6H237ZM237 7H236V8H237ZM242 7H243V6L240 7L241 9H239L240 12L244 11V10H243L244 7H243V8H242ZM257 7H258V6L254 7L253 9L255 10ZM29 8H30V10H31V7H29ZM45 8H46V7H45ZM151 8H152V7H151ZM173 8H175V7H173ZM173 8H172V9H173ZM218 8H217V11H216V12H219V11H220V9H218ZM223 8H224V7H223ZM223 8H222V9H223ZM225 8L230 9V7H229V8H228V7H225ZM231 8H234V6H232ZM245 8H246V7H245ZM102 9H103V10H102ZM118 9H119V7H118ZM237 9H238V8H237ZM247 9H248V7H247ZM258 9H259V8H258ZM258 9H257V10H258ZM0 10H1V9H0ZM4 10H5V9H4ZM4 10H3V11H4ZM92 10H93V11H92ZM94 10H95V11H99V12H94ZM119 10H120V9H119ZM169 10H171V8H170ZM196 10H197V9H196ZM196 10H195V11H196ZM231 10H232V9L227 10L226 13H227L228 11H231ZM234 10H235V9H234ZM234 10H232L231 12L234 13V14H236V12H233ZM239 10H238V12H239ZM249 10H247V12H246V10H245V13H244L245 16H246V13H247V15L249 14V12H248ZM3 11H1L0 13H3ZM61 11H65V12H66V14H65V18H66V19H65V21H63L62 25H60V27H59V25H58L59 23L56 22V20L58 19V16H59L58 13L61 12ZM91 11H92L94 14H93V13L90 14ZM100 11H101V12L103 11L104 13H103V12L100 13ZM177 11H179V9H177ZM235 11H237V10H235ZM251 11H250V12H251ZM259 11H260V9H259ZM259 11H257L256 13H259ZM4 12H5V11H4ZM65 12H64V13H65ZM148 12H149V11H148ZM224 12H225V11H224ZM238 12H237V14H236L235 16L238 15ZM260 12H261V11H260ZM61 13H62V12H61ZM97 13H100V14H99L100 16H99ZM165 13H166V12H165ZM174 13H175V12H174ZM214 13H215V12H214ZM256 13L254 14V11H253V12L250 13V14H254V15H256ZM262 13H263V12H262ZM101 14H102V16L105 15V14H106V15L103 16V18H101V17H102ZM116 14H117V12H116ZM170 14H171V13H170ZM170 14H169V15H170ZM250 14H249V15H250ZM27 15H28V14H27ZM42 15H41V17H42ZM90 15H92L93 17H90ZM94 15H96V16H94ZM97 15H98V18H97ZM147 15L149 16V14H147ZM171 15H172V14H171ZM171 15H170V16H171ZM218 15H219V14H218ZM225 15H226V14H225ZM225 15H224V16H225ZM229 15H230V14L228 13V15H226V17L228 18ZM244 15H243V12H242V17H241V19L243 18ZM43 16H44V15H43ZM45 16H46V15H45ZM71 16H72V17H71ZM115 16H116V15H115ZM115 16H114V17H115ZM170 16H169V17H170ZM219 16H220V15H219ZM233 16H234V15H233ZM258 16H259V15H257V17H258ZM261 16H263V17H261ZM261 16H259V17H261L260 20H261V19L263 20V18H264V14L261 15ZM23 17H25V15H24ZM89 17H90V18H89ZM94 17H96V18H94ZM203 17H204V15H203ZM221 17H222V16H221ZM238 17H239V18H238ZM238 17H237V18H238L237 20H238V22H239L240 14H239ZM255 17H256V16H255ZM259 17H258V18H259ZM92 18H93L94 20H92ZM180 18H181V16H180ZM227 18H226V21H228ZM229 18H230V17H229ZM229 18H228V19H229ZM39 19H40V20H39ZM102 19H103V20H102ZM112 19H113V18H112ZM175 19H176V18H175ZM177 19H179V18H177ZM177 19H176V20H177ZM202 19H204V18H202ZM241 19H240V20H241ZM251 19L253 20L254 18H251ZM26 20L23 21V22H26ZM106 20H107V19H106ZM231 20H232V17H231ZM252 20H250V22H252ZM6 21L9 22V19L6 20ZM109 21H110V20H109ZM197 21H199V20H197ZM215 21H216V20H215ZM226 21H225V19H224L222 23H225V24H226ZM242 21H243V20H242ZM256 21L259 22V20H257V19H256ZM256 21H255V22H256ZM23 22H22V23H23ZM199 22H201V21H199ZM199 22L196 23V24H200ZM218 22H221V21L219 20ZM229 22H230V20H229ZM244 22H246V21H244ZM255 22H254V20H253V23H255ZM107 23H108V21H107ZM231 23H233V22H231ZM242 23H243V22H242ZM259 23H260L259 26L261 25V27H262V22H259ZM56 24H57V26H56ZM158 24H159V23L156 24V27H155V28H156V29H158V28L161 29L162 26H161V25L159 26ZM161 24H162V23H161ZM173 24H174V23H173ZM173 24H172V25H173ZM176 24H177V23H176ZM189 24H190V23H189ZM220 24H221V23H220ZM228 24H229V23H228ZM234 24H235V23H234ZM236 24H237V25H236ZM236 24H235V26H237V28H238V27H239L238 25H239L240 23H236ZM256 24H257V23H256ZM9 25L13 26L12 24H9ZM22 25H23V24H22ZM37 25H38V26H37ZM101 25H100V26H101ZM179 25H180V24H178V25H176V26L173 25L172 27H170L171 25H169V26L166 25V26H163V27H164V28L166 27V29L170 27V29L172 30V28L175 26L174 28L178 27L179 29H181V28L183 27V25H180V26H179ZM191 25H192V24H191ZM191 25H190V26H191ZM203 25H204V24H203ZM212 25H213V24H212ZM230 25H231V24H230ZM232 25H233V24H232ZM243 25H245V24H243ZM253 25L255 26V24H253ZM257 25H258V24H257ZM14 26H15V25H14ZM26 26H27V25H26ZM103 26H104V25H103ZM190 26H189V27H190ZM193 26H195V25H193ZM207 26H208V25H207ZM207 26L205 27L206 29L208 28ZM227 26H228V25L226 24V26H224V27H227ZM235 26H234V27H235ZM254 26H251L253 29H250V28H249L250 26L247 27V30H248V28H249L250 30H253V33L257 32V31H258L257 28H258L259 26H255L257 31L254 30V29H255ZM23 27H25V26H23ZM31 27H32V26H31ZM43 27H44V28H43ZM110 27H113V26H110ZM130 27H132V26H130ZM150 27H148L149 29H147V30H150V36H153V37H154V35L151 34V31H152V30L150 29ZM153 27H154V26H153ZM153 27H152V28H153ZM160 27H161V28H160ZM180 27H181V28H180ZM185 27H186V26H185ZM19 28H20V30H21V27H19ZM29 28H30V27H29ZM47 28H46V29H47ZM100 28H101V27H100ZM100 28L98 27V28H96L95 30H97V29L99 30ZM113 28H116V27H113ZM124 28H125V26H124ZM155 28H153V30H155ZM197 28H198V27H197ZM199 28L201 29L200 26H199ZM218 28H219V27H218ZM235 28H236V27H235ZM241 28H242V25H241ZM9 29H10V28H9ZM11 29H12V27H11ZM22 29L24 30L25 28H22ZM26 29H28V27H26ZM31 29H32V28H31ZM39 29H40V30H39ZM41 29H42V30H41ZM92 29H93V30H92ZM166 29H164V31H165ZM206 29H204L205 32L207 31ZM211 29H212V28H211ZM225 29H226V28H225ZM258 29H259V28H258ZM4 30H5V29H4ZM23 30H22L20 33H23V32H24ZM32 30H33V29H32ZM115 30H116V29H115ZM118 30H119V28L116 30V31L119 33L120 30H119V31H118ZM122 30H123V27H122V25H121V31H122ZM124 30H125V29H124ZM136 30H138V28H137ZM139 30H140V27H139ZM147 30H145V31H147ZM174 30H175V29H174ZM174 30H172V32H173ZM181 30H182V29H181ZM221 30H222V29H221ZM236 30H237V29H236ZM236 30L234 29V31H236ZM247 30H246V31H247ZM2 31H3V29H2V27H0V41H1V40L3 41V39H6L7 37L11 36V35L8 34L9 36L7 35V37H6V33H7L8 31H5V34H3ZM18 31H19V29L17 30V32H18ZM34 31H35V30H34ZM38 31H37V33H38ZM133 31H134V30H133ZM140 31H141V30H140ZM160 31H161V30H160ZM196 31H198V29H197ZM209 31H210V30H209ZM218 31H219V30H217V32H218ZM226 31H228V30H226ZM226 31H225V32H226ZM244 31H245V30H244ZM254 31H255V32H254ZM259 31H260V30H259ZM13 32H14V31H13ZM25 32H26V30H25ZM117 32H116V35H117L118 37H115V38L118 39V38L121 37V36H120V33L118 34ZM136 32H137V31H136ZM136 32H135V33H136ZM147 32H148V31H147ZM153 32H154V31H153ZM211 32H212V31H211ZM20 33H19V34H20ZM55 33H56V32H55ZM99 33H100V31H99ZM113 33H115V32H112L111 34H113ZM135 33H134L133 35H135ZM139 33H140V32H139ZM139 33H138V34H139ZM157 33H158V32H157ZM163 33H164V32H163ZM173 33H175V32H173ZM193 33H194V32H193ZM248 33H249V35H248L249 38L252 37V36L255 38L256 35H257V33H256L255 35L252 34V36H251L250 34L252 33V31H250V32L248 31ZM19 34H18V35H19ZM23 34H25V33H23ZM26 34H29V32L26 33ZM57 34H56V36H57L58 38H60ZM95 34H96V33H95ZM136 34H137V33H136ZM203 34H204V33H203ZM203 34L201 35V39H202V41L204 40L203 37L205 36V35H203ZM206 34H207V32H206ZM221 34H223V31L221 32ZM229 34H230V33H229ZM15 35H16V34H14L13 36H11V38L14 37ZM20 35H21V34H20ZM20 35H19V36H20ZM61 35H60V36H61ZM93 35H94V34H93ZM129 35H130V33H129ZM163 35H164V34H163ZM176 35H177V34H176ZM186 35H187V34H186ZM192 35H193V34H192ZM192 35H190V36H192ZM208 35H211V34L209 33ZM208 35H206L205 37H207ZM242 35H243V34H242ZM246 35H247V34H244V36H246ZM37 36H38V35H37ZM168 36H170V35H168ZM168 36H167V37H168ZM177 36H178V35H177ZM187 36H188V37H187ZM187 36L185 37V38L187 39V40L185 41L186 44L188 43V40H189V41L191 40V39H190L191 37L189 38V35H187ZM202 36H203V37H202ZM222 36H223V35H222ZM233 36H234V35H233ZM244 36H243V37H244ZM20 37H21V36H20ZM20 37H19V38H20ZM22 37H23V36H22ZM100 37H101V36H100ZM128 37H130V36H128ZM135 37H137V36H135ZM135 37H134V38H135ZM144 37H145V36H144ZM147 37H148V36H147ZM194 37H195V38H198L199 36L197 37V36L193 35V36H192L193 40H194ZM208 37H209V36H208ZM220 37H221V36H220ZM224 37H225V36H224ZM224 37H223V39H224ZM253 37H252V38H253ZM31 38H32V36H31ZM34 38H35V37H34ZM47 38L49 39V37H45V39H47ZM105 38H106V37H105ZM105 38H103V39H105ZM121 38H122V37H121ZM121 38H119V41H120ZM159 38H160V37H159ZM177 38H178V37H177ZM188 38H189V39H188ZM230 38H231V37H230ZM7 39H8V38H7ZM7 39H6V40H7ZM43 39H44V38H43ZM68 39H66V40H68ZM117 39H116V40H117ZM146 39H148V38H146ZM146 39H145L146 42L143 41V43H147V44H148V43H152V44H153V43H154L153 40H154L155 38H153V40H151L152 42H151L150 40L147 41ZM201 39L199 38L198 40H201ZM215 39H218L217 42H219V40H220L219 37H216ZM223 39H221L220 42H222ZM225 39H226V37H225ZM244 39H245V38H244ZM6 40H5V41H6ZM20 40H21V39H20ZM31 40H32V39H31ZM31 40H30V41H31ZM56 40H61V39H56ZM64 40H65V37H64ZM66 40H65V43L68 42V41L66 42ZM114 40H115V39H114ZM161 40H162V39H161ZM196 40H197V39H196ZM196 40H194L195 44H196ZM213 40H214V39H213ZM237 40H239V39H236V40H234V41L236 42ZM24 41H25V45H26V41H28V40L25 39ZM24 41H23V42H24ZM46 41L49 43L48 40H46ZM70 41H69L68 43H70ZM107 41H109V40H107ZM202 41H200V42H202ZM223 41H224V40H223ZM225 41L227 42L228 39L225 40ZM234 41H233V42H234ZM256 41H257V40H256ZM7 42H8V41H7ZM7 42H6V43H7ZM12 42H13V41H12ZM20 42H21V41H20ZM20 42H19V43H20ZM31 42H32V41H31ZM31 42H30V44H31ZM47 42H46V43H47ZM60 42H61V41H60ZM75 42H76V43H75ZM98 42H99V40H98ZM101 42H102V41H100L99 43H101ZM123 42H125V41H123ZM211 42H213V41H211ZM226 42H222V43H220V44H225ZM245 42H246V41H245ZM245 42H244V43H245ZM257 42H260V41L258 40ZM8 43H9V42H8ZM61 43H62V42H61ZM63 43H64V42H63ZM63 43H62V44H63ZM65 43H64V44H65ZM68 43H67V46H68ZM72 43H71V44H72ZM109 43H110V42H108V44H109ZM137 43H138V42H134V45H136ZM155 43H156V41H155ZM197 43H198V41H197ZM229 43H231V42L229 41ZM229 43H228V45H229ZM238 43H239V42H237L236 45H238ZM242 43H243V41H242ZM244 43H243V45H244ZM246 43H248V42H246ZM3 44H5V43H3ZM9 44H11V43H9ZM30 44H29V45H30ZM58 44H59V42H58ZM64 44L61 45V47H63ZM132 44H133V43H132ZM132 44H131V45H132ZM140 44H141V43H140ZM147 44H143V45H144V46L146 45L145 47H148ZM213 44H214V43H213ZM249 44H250V45H248V44H247V45H248L249 48H250V46H252V47H253V45L255 46L256 43H254L253 45H251L252 43L250 42ZM19 45H20V44H19ZM143 45H141L140 47L142 48ZM154 45H155V44H153L152 46H154ZM196 45H197V44H196ZM216 45H217V43H216ZM228 45H227V46H228ZM230 45H231V44H230ZM230 45H229V47H231ZM236 45H235V46H236ZM240 45L243 46L241 43H240ZM259 45H261V44H258V45H257L258 47L255 46V47H253V48H259V49H260V47L262 48V45H261V46H259ZM11 46H13V44H12ZM59 46H60V45H59ZM97 46H98V45H97ZM126 46H129V45H126ZM157 46L159 47V46H162V45H156V47H157ZM163 46H164V45H163ZM185 46H186V45H185ZM241 46L239 47V49H241V48L243 49V52H241V53L243 54V53H245V52H244V48L241 47ZM263 46H264V45H263ZM45 47H46V46H45ZM70 47H72V46H68L67 48H68V49H71ZM84 47H86V45L83 46V48H84ZM124 47H125V46H124ZM129 47H130V46H129ZM131 47H132V46H131ZM131 47H130V48H131ZM158 47H157L156 50H158V49L160 48V47H159V48H158ZM166 47H167V46H166ZM166 47H165V48L163 47V48H160V49H162L164 52H166V51H167ZM169 47H170V46H169ZM171 47H172V46H171ZM171 47H170V48H171ZM197 47H198V46H197ZM46 48H47V47H46ZM59 48H60V47H58V50H59ZM92 48L94 49L95 46H93ZM100 48H101V47H98V48L96 47L95 49L98 51V49H100ZM122 48H123V46H122ZM126 48H127V47H126ZM136 48H138V45H137ZM143 48H144V47H143ZM143 48H142V50H143ZM178 48H179V47H178ZM180 48H181V47H180ZM210 48H211V47H210ZM210 48H209V49H210ZM249 48H248V49H249ZM253 48H252V49H253ZM68 49H66V47H65V49H63V50H64V51H67ZM112 49H113V48H112ZM132 49H135V48H132ZM164 49H166V51H165ZM183 49H184V48H183ZM193 49H194V48H192V51H194ZM211 49H214V48H211ZM239 49H238V51H239ZM259 49H258V50H259ZM36 50H37V49H36ZM76 50L78 51V49H75V51H76ZM103 50H104V49L102 48V52H103ZM120 50H123V49H121V47H120V48H119V51H120ZM156 50H155V51H156ZM162 50H161V52H162ZM181 50H182V49H180V51H179V53H180V57L182 56L181 53H183V51H181ZM217 50H218V49H217ZM219 50H220V49H219ZM221 50H222V49H221ZM221 50H220V51H221ZM231 50H232V49H231ZM262 50H263V49H260L259 51H262ZM40 51H42V50H40ZM60 51H61V48H60ZM75 51H74L73 53H75ZM90 51H92V53H91ZM90 51H89V53L92 54V56L90 55L89 57L91 58V57H93V50L90 49ZM119 51H116V52H115V53H117V54H115L114 51H113L114 55H115L117 58L120 56V55H118V54H119V53L121 54V52H119ZM144 51H145V49L143 50V52H144ZM153 51H154V50H153ZM155 51H154V52H155ZM170 51H171V50H170ZM173 51H174V49H173ZM184 51L187 52L185 49H184ZM227 51H228V50H227ZM227 51H226V53H227ZM236 51H237V49H236ZM255 51H256V50H255ZM259 51H257V52H259ZM82 52H83V51H82ZM84 52H85V50H84ZM94 52H96V51H94ZM98 52H100V51H98ZM110 52H111V51H110ZM125 52H126V51H125ZM154 52H153V56L151 57L152 59L155 58V56L157 55L156 53H155V55H154ZM161 52H160V53H161ZM174 52H175V53H174ZM174 52H173V56H174V54H176L178 51L175 49ZM210 52H211V51H210ZM257 52H256V53H257ZM262 52H263V51H262ZM262 52H260V53H262ZM60 53H61V52H60ZM65 53H66V52H65ZM96 53H97V52H96ZM96 53H95V54H96ZM104 53H105V52H104ZM123 53H124V52H123ZM123 53H122V54H123ZM151 53H152V52L150 51V54H151ZM167 53H168V51H167ZM167 53H166V54H167ZM171 53H172V51H171ZM187 53H188V52H187ZM205 53H206V52H205ZM246 53H249V51H247ZM246 53H245V56L243 55L244 58H248V57L250 56V54H252V52L249 53V54H246ZM253 53H255V52L253 51ZM256 53H255V54H256ZM25 54H26V53H25ZM25 54H24V55H25ZM78 54H79V53H78ZM78 54H77V52H76V55H78ZM80 54H81V53H80ZM98 54H99V53H98ZM98 54H97L96 56H98ZM107 54H109V53H107ZM110 54H111V53H110ZM122 54H121V55H122ZM130 54H131V51H130ZM130 54H128V55H130ZM140 54H141V53H139V55L137 54V56H138V57H141L142 54H141V55H140ZM162 54H163V52L161 53V55H162ZM183 54H184V53H183ZM242 54H241V55H242ZM255 54H254V55H255ZM257 54H258V53H257ZM22 55H23V54H22ZM29 55L31 56V54H29ZM99 55H101V54H99ZM105 55H106V53H105ZM164 55H165V54H164ZM196 55L199 56V54H196V53H195V55H191V54H189L187 60H189V56H196ZM210 55L212 56V53H210ZM217 55H218V54H217ZM241 55H240V56H241ZM246 55H249V56L246 57ZM254 55H253V57H254ZM27 56H28V53H27L26 57H27ZM58 56H59V55H58ZM66 56H67V54H66ZM79 56H80V58H81L82 55H79ZM96 56H95V57H96ZM115 56H113V57H115ZM130 56H131V55H130ZM143 56H145V55H143ZM162 56H163V55H162ZM173 56H172L171 59L174 58ZM186 56H187V55H185L184 58H186ZM197 56H196V57H197ZM214 56H215V55H214ZM218 56H219V57H222V56H224V55H222V56H221V55H218ZM240 56H239V57H240ZM251 56H252V55H251ZM251 56H250V57H251ZM22 57H23V56L19 57V59L22 58ZM28 57H29V56H28ZM103 57H104V55H103ZM107 57H108V56H107ZM145 57H146V56H145ZM157 57H158V56H156V58H157ZM199 57H200V56H199ZM199 57H197V59H198ZM233 57H234V56H233ZM233 57H232V59H233ZM250 57H249V58H250ZM256 57H258V56H256ZM256 57H254V58H256ZM1 58L4 59V57H0V60H2ZM31 58H33V59L36 60L37 57H33V56H31ZM43 58H44V57H43ZM46 58H47V57H46ZM73 58H75V57L73 56ZM73 58H71V59H73ZM82 58H83V57H82ZM87 58H88V56H87ZM159 58H160V57H159ZM159 58H158V59H159ZM181 58H182V57H181ZM193 58H195V57H193ZM209 58H210V56H208V59H209ZM211 58H212V57H211ZM235 58H237V57H234V59H235ZM241 58H243V57H241ZM241 58H240V59L237 58V59L233 60V62H234V61H237L238 59H239L240 61H242ZM249 58H248V59H249ZM26 59L28 60V58H24V60H26ZM41 59H42V57H41L40 59L37 58L35 64H36V63L38 64L37 61H39V60L41 61ZM44 59H45V58H44ZM48 59H49V61H50V63L48 62L49 67H50V65H51V63H52L53 61H54V63H52V64H55V62L58 63V61H55L54 59H52L53 61L51 62L50 58H47L46 60H43V59H42L43 63H42V61H41V63H42L43 65H45L44 62H45V61L47 62ZM71 59H70V60H71ZM88 59H89V58H88ZM94 59H95V58H94ZM94 59H93V60H94ZM168 59H169V58H168ZM168 59H164V61L167 62V63L170 62V61H168ZM171 59H170V60H171ZM177 59L179 60V58L177 57V58H175V61H174V62H175V65H174V66H176V67H174V68L177 69L176 71H178V69L181 67V65L178 64L180 67L177 68V65H176V63H178V60H177ZM190 59H191V58H190ZM256 59L260 60L259 58H256ZM256 59H255V60H256ZM17 60H18V59H17ZM58 60H59V59H58ZM61 60H62V59H61ZM74 60H75V59H74ZM76 60H77V59H76ZM122 60L125 61L126 59L123 58ZM166 60H167V61H166ZM193 60H194V59H193ZM201 60H202V59H201ZM239 60H238V61H239ZM243 60H245V59H243ZM255 60H254V61H255ZM258 60H257V61H258ZM7 61H8V59H7ZM40 61H39V63H40ZM80 61H82V60H79V62H80ZM86 61H87V60H86ZM152 61L154 62V59H153ZM152 61L150 62V64L153 63ZM183 61H184V60H183ZM185 61H186V60H185ZM185 61H184V63H185ZM191 61H192V60H191ZM195 61H196V60H195ZM212 61H213V60H212ZM231 61H232V60H231ZM246 61H247V59H246ZM261 61H263V59H262ZM26 62H28V61H26ZM30 62H31V61H30ZM30 62H29V63H30ZM63 62H64V61H63ZM67 62H68V61H67ZM67 62H65V65H66ZM79 62H78V63H79ZM82 62H85V61H82ZM82 62H80V63L82 64ZM98 62H99V61H98ZM110 62H111V61H110ZM174 62H173V64H174ZM219 62H221V61H219ZM243 62H244V61H243ZM57 63L55 64L56 66L59 65V64L57 65ZM59 63H60V62H59ZM72 63H73V62H72ZM74 63H75V62H74ZM74 63H73V64H74ZM80 63H79V64L75 63V66H76V64L78 65V67H76V68H80V67H79V66L81 65ZM87 63L89 64V61H87ZM112 63H113V62H112ZM167 63H165V64H167ZM170 63H171V62H170ZM170 63H168V64H170ZM179 63L181 64V63H183V62H182V61H181V62L179 61ZM184 63H183L182 65H185ZM192 63H193V62H192ZM194 63H195V62H194ZM223 63H224V62H223ZM236 63H237V62H236ZM249 63H253V62H249ZM249 63H248L246 66H244L245 68L248 67V72L250 71V70H249L250 66H248ZM254 63H255V64H258L259 61H258V63H257V62H254ZM37 64H36L35 66L38 68ZM48 64H47V65H48ZM83 64H84V63H83ZM105 64H106V63H105ZM122 64H123V63H122ZM136 64H137V63H136ZM146 64L149 65L148 62H146ZM186 64H187V63H186ZM189 64H190V63H189ZM210 64H211V63H210ZM43 65H41V67H43V68H44V67L49 68V67H47V65H45V66H43ZM55 65H52V66H54V67H53L54 69H55ZM62 65H63V63H62ZM62 65H61V66H62ZM99 65H100V64H99ZM113 65H114V64H113ZM171 65H172V63H171ZM187 65H188V64H187ZM216 65H217V63H216ZM223 65H224V64H223ZM233 65H234V64H233ZM233 65H232V66H233ZM262 65H263V64H262ZM262 65H261V66H262ZM30 66H32V63L30 64ZM61 66H60V67L58 66V67L61 68ZM85 66H87V64H86ZM101 66H103V65H101ZM120 66H121V65H120ZM154 66H155V62L153 63V65H152L151 67L149 66V69H152V67H154ZM28 67H29V66H28ZM41 67H40V68H41ZM66 67H67V68H66ZM66 67L64 66V68H61L62 71H63V72H61V73H64L65 71L67 72V70L72 69V68L74 69V67H72V68L70 67V68H69V67H68V63H67V65H66ZM83 67H84V65H82L81 68H83ZM90 67H91V66H90ZM103 67H105V66H103ZM114 67H115V66H114ZM114 67H113V68H114ZM121 67H122V66H121ZM133 67L135 68V65H133ZM136 67H137V66H136ZM244 67L242 66L241 68H242V69H245ZM262 67H264V66H262ZM8 68H9V67H8ZM25 68H26V67L24 66V69H25ZM46 68H45V69H46ZM65 68H66V70H64ZM68 68H69V69H68ZM76 68H75V69H76ZM84 68H86V67H84ZM84 68H83V69H84ZM87 68H88V67H87ZM98 68H99V67H98ZM115 68H116V67H115ZM134 68H131V70H133ZM165 68H166V67H165ZM171 68H172L171 72H169V70H168V69H170V67H167V68H166V69L168 70V73H172V72L174 71V70H173V69H174V68H173V65H172ZM212 68H213V67H212ZM5 69H7V67H6ZM5 69H4V70H5ZM26 69H27V68H26ZM35 69H36V68H35ZM61 69H60V70H61ZM75 69H74V70H75ZM83 69H82V70H83ZM99 69H100V68H99ZM101 69H102V68H101ZM105 69H106V68H105ZM105 69H104V70H105ZM119 69L121 70L122 68H119ZM135 69H136V70H139V71L141 72V69H137V68H135ZM135 69H134V70H135ZM162 69H163V68H162ZM162 69H161V70H162ZM232 69H233V68H232ZM258 69H260V67H259ZM9 70H10V69H9ZM41 70H42V69H41ZM43 70H44V69H43ZM48 70H49V73H50V72H51V71H50V70H51V67H50V69H48ZM57 70H58V69H55L54 72L56 73ZM123 70H124V69H123ZM129 70H130V69H129ZM147 70H148V69H147ZM156 70H157V68H156ZM156 70H155V72H153L152 74H151V72H150L151 77H153L152 75L155 73V74L157 75V77L159 78L161 75L159 76L158 74H160V72H163L164 69L161 71V70H159V68H158V70L160 71L159 73H157L158 71L156 72ZM229 70H230V69H229ZM234 70H235V69H234ZM246 70H247V68H246ZM246 70H245V71H246ZM23 71H24V70H23ZM23 71H20V72H22V74H24ZM45 71H46V70H45ZM70 71H71V73L74 74V77L77 76V75H75V74L78 73V70H77V69H76L77 73H75L76 71L72 72V70H69L67 73H69ZM83 71L85 72L86 70H83ZM89 71H90V70H89ZM95 71H96V70H95ZM176 71H174V72H176ZM243 71H244V70H243ZM251 71H252V70H251ZM251 71H250V72H251ZM263 71H264V69H263ZM3 72H4V71H3ZM5 72H6V71H5ZM41 72H42V71H41ZM41 72L39 71V74H41ZM84 72L80 75L81 77H83L82 75H84V76L86 75V73H84ZM90 72H91V71H90ZM102 72H103V71H102ZM105 72H106V71H105ZM140 72H139V73H140ZM145 72H146V71H145ZM145 72H144V74H145ZM165 72H166V70H164V73H165ZM174 72H173V73H174ZM248 72L246 71L247 74H249ZM43 73H44V72H43ZM45 73H46V72H45ZM49 73H48V75H47V74H44V76L46 75L47 78H48ZM55 73H54V74H55ZM67 73H66V74H67ZM97 73H98V71H97ZM107 73H108V72H107ZM107 73H106V74H107ZM173 73H172V74H173ZM246 73H245V74H246ZM258 73H259V70H258ZM50 74H51V73H50ZM59 74H60V73H59ZM64 74H65V73H64ZM66 74H65V77L68 78L69 75H66ZM73 74H71V75L73 76ZM79 74H80V72H79ZM92 74H93V72H92ZM103 74H104V73H103ZM134 74H136V73H134ZM165 74H166V73H165ZM165 74H164V75H165ZM172 74H171V75H172ZM245 74L243 73V75H245ZM247 74H246V76H247ZM260 74H261V73H260ZM52 75H53V73L51 74V76H52ZM60 75H62V74H60ZM104 75H105V74H104ZM131 75L133 76V74H131ZM141 75H142V74H141ZM141 75H139V76H141ZM164 75H163V73H162L163 78L165 77ZM256 75H257V74H256ZM8 76H9V75H7V77H8ZM40 76H41V75H40ZM40 76H39V78H40ZM42 76H43V74H42ZM42 76H41V77H42ZM44 76H43V78H44ZM46 76H45L44 79H46ZM53 76H54V75H53ZM62 76H63V75H62ZM72 76H69V77H72ZM80 76H79V77H80ZM89 76H90V75H89ZM169 76H170V75H169ZM195 76H198V75L195 74ZM230 76H231V73H230ZM232 76H233V75H232ZM246 76H245V77H246ZM258 76H259V75H258ZM261 76H262V75H261ZM19 77H20V76H19ZM56 77L59 78V76H56ZM63 77H64V76H63ZM191 77H192V76H191ZM224 77H225V75H224ZM248 77H249V76H248ZM248 77H247V78H248ZM255 77H256V76H255ZM20 78H21V77H20ZM51 78H52V77H50V79H51ZM61 78H62V77H61ZM77 78H78V77H77ZM77 78H76L75 80H77ZM84 78H86V77H84ZM163 78H162V79H163ZM167 78H168V77H165L166 81L168 80ZM186 78H189V77H186ZM192 78H194V76H193ZM197 78H198V77H197ZM18 79H19V78H18ZM33 79H34V78H33ZM36 79H37V78H36ZM36 79H35V80H36ZM48 79H49V78H48ZM48 79H46V80H48ZM59 79H60V78H59ZM68 79L71 80V83L73 82V80H72L73 78H72V79H71V78H68ZM68 79H67V80H68ZM82 79H83V78H82ZM98 79H100V78H98ZM98 79H97V80H98ZM133 79L135 80V78H133ZM147 79H148V78H147ZM159 79H160V78H159ZM165 79H164V81H165ZM184 79H185V78H184ZM194 79H195V78H194ZM203 79H204V78H203ZM256 79H257V78H256ZM40 80H41V79H40ZM40 80H39V81H40ZM46 80H45V81H46ZM67 80H66V83H69L70 81L67 82ZM91 80H92V79H91ZM97 80H96V81H97ZM106 80H107V79H106ZM130 80H131V79H130ZM138 80H139V79H137L136 81H138ZM190 80H191V79H190ZM192 80H193V79H192ZM198 80H200V79H198ZM214 80H215V79H214ZM248 80H249V79H248ZM248 80L245 81V82H248ZM257 80H258V79H257ZM259 80H260V79H259ZM262 80H263V79H262ZM32 81H34V80H32ZM36 81H37V80H36ZM39 81H38V82H39ZM42 81H43V80H42ZM60 81H62V80L60 79ZM63 81H65V78H64ZM79 81H80V80H79ZM82 81H83V80H82ZM82 81H81L80 83H81L82 85H85L86 83H82ZM96 81H94V82H96ZM131 81H132V80H131ZM131 81H129V83H128L129 85H131V84H130ZM185 81H187V79H185ZM223 81H224V80H223ZM223 81H221V82H223ZM232 81H235V80H231L230 82H232ZM236 81H238V80H236ZM249 81H251V80H249ZM254 81H256V80H254ZM40 82H41V81H40ZM83 82H84V81H83ZM86 82H89V81H86ZM94 82H93V83H94ZM107 82H108V81H107ZM112 82H113V79H112ZM133 82H134V81H133ZM188 82H189V81H188ZM191 82H192V81H190V83H191ZM195 82H196V79H195ZM204 82H206V81H204ZM64 83H65V82H64ZM66 83H65V84H66ZM71 83H70V85H71ZM182 83H183V82H182ZM182 83H181V84H182ZM224 83H225V82H224ZM233 83H234V82H233ZM254 83H255V82H254ZM254 83H252L253 86H255ZM259 83H260V82H259ZM31 84H32V83H31ZM33 84L35 85V84H37V83L35 82V83H33ZM33 84H32V85H33ZM39 84L41 85V83H39ZM42 84H43V82H42ZM88 84H89V83H88ZM91 84H92V83H91ZM104 84H107V83L105 82ZM199 84H200V82H199ZM201 84H203V83H201ZM201 84L195 86L194 90H193V89H192V90H193V91H196V92L201 91V90H202L201 87H200V86H202ZM231 84H232V83H231ZM235 84H236V83H235ZM235 84H234V85H235ZM237 84H238V83H237ZM243 84H244V83H243ZM256 84H257V83H256ZM45 85H46V84L44 83L43 86H45ZM66 85H67V84H66ZM120 85H122V84H120ZM158 85H159V84H158ZM175 85H176V83H175ZM183 85H184V84H183ZM232 85H233V84H232ZM232 85H231V86H232ZM27 86H28V87H31L30 84L27 85ZM27 86H26V87H27ZM68 86H69V85H68ZM80 86H81V85H79V87H80ZM160 86H161V88H162L163 85H160ZM203 86H204V85H203ZM248 86H249V85H248ZM250 86H251V85H250ZM21 87H22V86H21ZM34 87H35V89H36L37 86H33V88H34ZM40 87H42V86H40ZM45 87L47 88V86H45ZM79 87L75 86V87H73V88L75 89V88H79ZM106 87H107V86H106ZM144 87L146 88V86H144ZM155 87H158V86L155 85ZM163 87H164V86H163ZM177 87H182V85L180 86L179 83H178V84H177ZM245 87H247V86H245ZM0 88H1V87H0ZM53 88L56 89V86L53 87ZM69 88H70V87H69ZM69 88L67 89V88L65 87V89H67V91H62L61 94H64V92L66 93V92H68V90H71V88H70V89H69ZM119 88H121L123 91H124V89L126 90L125 87H124V89H123V86H122V87L119 86ZM119 88H117V89H119ZM141 88H142V87H141ZM141 88H139V89H141ZM150 88H151V87H150ZM152 88H153V89H156V88H154V86H153ZM158 88H160V87H158ZM164 88H166V87H164ZM164 88H163L162 90H160V89H159V90H160V91H163ZM184 88H185V87H184ZM189 88H190V87H189ZM1 89H3V88H1ZM1 89H0V96H2V94H4V93H2ZM31 89H32V88H31ZM82 89H83V88H82ZM169 89H170V88H169ZM3 90H4V89H3ZM5 90H6V87H5ZM26 90H27V89H26ZM28 90H30V88H29ZM39 90H40V89H39ZM39 90H38V88H37L36 91H35V90H32L31 92L33 93V91H35L34 93H38L37 91H39ZM41 90H42V91H41ZM41 90H40L41 92L46 91V90H43L42 88H41ZM53 90H54V89H53ZM141 90H144V88H142ZM172 90H175V89H172ZM172 90H171V89L169 90V91H171V92H169V95H170V93H171V96H170V97L172 98V99H169V100L171 101L170 104H173L172 100H173V97H174V93H172ZM185 90H187V89H185ZM185 90H184L183 92H185ZM189 90H190V89H189ZM189 90L186 91L185 94H186L187 92H189ZM7 91H9V90H7ZM7 91L5 92V94L7 93ZM12 91H14V89H13ZM12 91H11V92H12ZM51 91H52V90H51ZM103 91H105V90H103ZM103 91H102V92H103ZM127 91H128V92H127ZM127 91H126L127 95H128V93L130 94V91H129V90H127ZM166 91H168V90L166 89ZM226 91H227V90H226ZM226 91H224V92L226 93ZM228 91H229V90H228ZM232 91H233V90H232ZM232 91L230 90V92H228V93L230 94V96H231ZM243 91H244V90H243ZM255 91H256V90H255ZM9 92H10V91H9ZM15 92H16V91H15ZM23 92H25V91H23ZM31 92H28V91H27L26 93H29V94H30ZM59 92H60V91H59ZM59 92H58V93H59ZM72 92H73V90H72ZM76 92H77V91H76ZM95 92H96V91H94V93H95ZM120 92H122V91H120ZM163 92H165V91H163ZM183 92H182V93H183ZM224 92H223V93H224ZM240 92H241V94L243 93V96H244L243 99H244V100L247 99V98L245 97V96H246V95H245L246 93H244V92H242V91H240ZM258 92H259V90H258ZM258 92H257V95H258ZM48 93H49V92H47L46 95H48ZM58 93H57V95L60 94V93H59V94H58ZM73 93H74V92H73ZM94 93L92 92V96H94ZM98 93H100V92H98ZM103 93H104V92H103ZM105 93H106V91H105ZM134 93H136V91H134ZM138 93H141V92H138ZM156 93H158V90H157ZM180 93H181V92H180ZM223 93H222V94H223ZM233 93H235V92H233ZM233 93H232V95H233ZM236 93H237V92H236ZM259 93H260V92H259ZM9 94H11V93H8V94H6V95L8 96ZM12 94H13V93H12ZM76 94H78V93H76ZM81 94H83V92H82ZM144 94H145V93H144ZM153 94H154V93H153ZM158 94L165 96L166 92H165V94H163L162 92H161V93L159 92ZM158 94H157V95H158ZM183 94H184V93H183ZM183 94H182V97H184ZM260 94H261V93H260ZM14 95H15V94H14ZM23 95H27V94H23ZM52 95H53V93H52ZM52 95H50V96H52ZM57 95L52 96V97L54 98V97H56ZM99 95H100V94L95 95L94 97L99 96ZM102 95H103V94H102ZM102 95L99 96V98H100V97H103ZM117 95H119V93H118ZM127 95L124 96L123 99H126V98H127ZM131 95H132V94H130V95L128 96V99L131 98V97H130ZM137 95H139V94L136 93L135 96L132 95V98L136 97ZM142 95H143V94H142ZM149 95H150V94H149ZM157 95H156V96H157ZM234 95H236V94H234ZM257 95L255 94V98H256ZM3 96H4V95H3ZM44 96H45V93H44ZM104 96L106 97V94H104ZM150 96H151V95H150ZM156 96H155V97H156ZM158 96H159V95H158ZM172 96H173V97H172ZM180 96H181V95H180ZM185 96H186V95H185ZM190 96H191V94H190ZM240 96H242V95H240ZM247 96H248V95H247ZM258 96H260V95H258ZM9 97H10V95H9ZM15 97H16V96L13 97V100H15ZM20 97H22V96L20 95V96H18L17 98H20ZM37 97H39V96H37ZM45 97H47V96H45ZM57 97H58V96H57ZM129 97H130V98H129ZM142 97H143V96H142ZM148 97H149V96H146V97H145V98H146V101H141V102H144L145 104H147L146 102H149V101H150L149 99H147ZM152 97H153V96H152ZM161 97H162V96H161ZM161 97L159 96V98H161ZM232 97H234V96H232ZM252 97H253V96H252ZM261 97H263V95H262ZM7 98H8V97H7ZM10 98H11V97H10ZM17 98H16V101H17ZM53 98L50 97L51 100H52ZM64 98H65V97H63L61 100L64 101V100H65ZM81 98H82V96L79 97V100H80ZM103 98H104V97H103ZM118 98H120V97H118ZM156 98H157V97H156ZM159 98H158V99H159ZM178 98H179V97H178ZM196 98H197V97H196ZM248 98H249V97H248ZM255 98H254V100H255ZM5 99H6V98H5ZM24 99H25V98H24ZM50 99H49V100H50ZM56 99H58V98H56ZM66 99H67V100H65V101L68 102L69 98L66 97ZM75 99H78V98H75ZM83 99H87V98H84V96H83ZM121 99H122V98H121ZM136 99H137V98H136ZM151 99H152V98H151ZM153 99H154V98H153ZM174 99H176V97H174ZM208 99H209V98H208ZM211 99H212V97H211ZM240 99H242V97H241ZM240 99H239V97H238V101L241 102ZM259 99H264V98H260V97H259ZM259 99H258V100H259ZM0 100H3L2 97H1ZM35 100L38 101V99H35ZM59 100H60V99H58V101H59ZM72 100H73V99H72ZM72 100H71V102H73ZM130 100H132V99H130ZM140 100H141V99H140ZM140 100H138V102H139ZM143 100H144V98H143ZM166 100H167V99H166ZM169 100H168V101H169ZM197 100H199V98H198ZM209 100H210V99H209ZM248 100H249V99H247V100H245V101H248ZM250 100H251V98H250ZM4 101H6V100H4ZM8 101H9V100H8ZM10 101H11V100H10ZM10 101H9V102H10ZM18 101H19V100H18ZM40 101H41V99H39V101H38L39 104H40ZM52 101H53V100H52ZM54 101H55V98H54ZM62 101H59V105H58V106L61 105ZM104 101H105V100H104ZM123 101H126V100H123ZM157 101H158V100H157ZM157 101H156V102H157ZM199 101H200V100H199ZM202 101H203V100H202ZM245 101H242L243 106H245V105L247 106V104H244ZM256 101H257V100H256ZM38 102H37V105H39ZM67 102H66V103H67ZM79 102H80V101H79ZM118 102H119V101H118ZM132 102H133V100H132ZM251 102H252V101H251ZM259 102H260V101H259ZM4 103H5V102H4ZM4 103H3V105H4ZM6 103H8V102L6 101ZM12 103H13V102H12ZM22 103H23V102H22ZM35 103H36V102H35ZM68 103H70V101H69ZM76 103H77V102H76ZM81 103H82V102H81ZM133 103H134V102H133ZM133 103H130V105H133ZM166 103L168 104L167 101H166ZM201 103H202V102H201ZM248 103H249V102H248ZM255 103H256V102H255ZM263 103H264V100H263L262 103H260L261 105H263L262 108L264 109V104H263ZM8 104H9V103H8ZM23 104H24V103H23ZM54 104H55V103H54ZM54 104H53L52 107H54ZM74 104H75V103H74ZM74 104H73V105H74ZM82 104H83V103H82ZM82 104H77L76 106H78V105H82ZM113 104H114V103H113ZM127 104H128V103H127ZM138 104H139V103H138ZM202 104H203V103H202ZM242 104H241V105H242ZM3 105H2V106H3ZM6 105H7V104H6ZM6 105H5V106H6ZM41 105H42V107H43V101H42ZM69 105H70V107H72V106H71L72 104H69ZM69 105H67V108H68ZM101 105L104 106L103 104H100V103H99V104H98V107L100 106V108H101ZM106 105H107V104H106ZM108 105H109V104H108ZM108 105H107V106H108ZM118 105H119V104H118ZM120 105H121V104H120ZM125 105H126V104H125ZM125 105H124V106H125ZM128 105H129V104H128ZM203 105H204V104H203ZM239 105H240V103H239ZM58 106H57V107H58ZM65 106H66V105H65ZM76 106H75V107H76ZM154 106H156L155 103H154ZM185 106H186V108L189 107V106H187V105H185ZM211 106H212V104H211ZM215 106H216V108H214V109H216V110L219 109V108H217L218 105H215ZM215 106H213V107H215ZM251 106H253V105H251ZM255 106H258V105H255V104H254L253 107L255 108ZM3 107H4V106H3ZM50 107H51V106H50ZM52 107H51V108H52ZM75 107H74V108H75ZM78 107H80V106H78ZM81 107H82V106H81ZM85 107H87V106H85ZM119 107H120V106H119ZM126 107H127V106H126ZM129 107H130V106H129ZM134 107H137V106L134 105ZM213 107L210 108V109H213ZM240 107L243 108L242 106H240ZM0 108H2V107H1V103H0ZM38 108H39V106H38ZM54 108H56V107H54ZM62 108H63V107H62ZM62 108L60 107V109H62ZM74 108H73V109L71 108V109L74 110ZM131 108H132V106H131ZM197 108H198V109L200 108V109L202 110V108H201L200 106H198V105L196 106V109H197ZM204 108H206V107H204ZM241 108H240V109H241ZM6 109H7V108H6ZM8 109H9V108H8ZM39 109H40V108H39ZM89 109H90V108H89ZM95 109H96V107H95ZM98 109H99V108H98ZM187 109H188V108H187ZM200 109H199V110H200ZM210 109H209V110H210ZM63 110H64V109H63ZM65 110H66V109H65ZM65 110H64V111H65ZM84 110H85V112H86V111L89 112V110H88L87 108L83 109V111H84ZM92 110H93V109H92ZM120 110L123 111L122 108H121ZM126 110H127V109H126ZM252 110H253V109H252ZM255 110H256V108H255ZM33 111H34V110H33ZM35 111H36V110H35ZM35 111H34V112H35ZM83 111L80 113V115H81V114H83V115L85 114V113H83ZM93 111H94V110H93ZM104 111H105V110H104ZM124 111H125V110H124ZM124 111H123V112L120 111V113H124V114H125ZM141 111H144V110L142 109ZM210 111H211V110H210ZM213 111H214V110H213ZM218 111H219V114L224 113L222 110H221L222 112H221L220 110H218ZM225 111H226V109H225ZM260 111H262V110L260 109ZM260 111H259V112H260ZM0 112H1V111H0ZM57 112H59V113H57ZM67 112L70 113L69 111H67ZM71 112H72V111H71ZM96 112H97V111H96ZM173 112H174V111H173ZM215 112H216V111H215ZM255 112H256V111H255ZM13 113H14V112H13ZM53 113H54V112H53ZM53 113H52V114H49V115H53ZM64 113H65V112H64ZM94 113H95V112H94ZM99 113H101V110H100ZM103 113L105 114V112H102V116H104ZM116 113H117V111H116ZM116 113H114V114L116 115ZM118 113H119V112H118ZM118 113H117V115H118ZM120 113H119V114H120ZM226 113H227V112H226ZM244 113H245V112H244ZM261 113H262V112H261ZM16 114H18V113H16ZM55 114H56V115H57V114H61L60 110H59V111H56ZM55 114H54V115H55ZM89 114H90V112H89ZM89 114H88V116H89ZM124 114H122V115H124ZM155 114H156V115L153 117V119L155 118L156 120H158L159 115H158L157 113H155ZM209 114H210V112H209ZM61 115H64V114H61ZM78 115H79V113H78ZM94 115H95V114H94ZM109 115H110V114H109ZM112 115H113V114H112ZM228 115H229V114H228ZM236 115H237V114H236ZM238 115H239V114H238ZM243 115H244V114H243ZM246 115H247V114H246ZM250 115H251V114H250ZM257 115H258V113H257ZM261 115H264V114L262 113ZM17 116H19V115H17ZM43 116H44V115H43ZM64 116H65V115H64ZM81 116H82V115H81ZM81 116H80V117H81ZM86 116H87V115H86ZM98 116H99V115H98ZM113 116H114V115H113ZM137 116H138V115H137ZM192 116H194V115H192ZM239 116H240V117H243V116H241V115H239ZM244 116H245V115H244ZM251 116H252V115H251ZM258 116H259V115H258ZM46 117H47V115H46ZM46 117H43V118L41 117V119H42V120L44 119L43 121H45V120L47 119ZM55 117H56V116H55ZM57 117H58V116H57ZM80 117H79V118H80ZM82 117H83V116H82ZM95 117H96V116H95ZM95 117H94V118H95ZM104 117H105V116H104ZM110 117H112V116H110ZM110 117H109V120H110ZM122 117H123V116H122ZM204 117H206V116H204ZM204 117H203L202 119H204L205 121H206V120L208 121L210 116L208 117V119H205ZM18 118H20V116H19ZM45 118H46V119H45ZM85 118H86V117H85ZM85 118L83 117V118H81V119H85ZM115 118H116V117H115ZM118 118H119V120H120V117H118ZM195 118H196V117H195ZM214 118H215V120L217 121V122H216L217 125H220L221 122L224 123L223 120H224L225 116L223 117V119H222L221 117H219V118H221V120H222L221 122H220V119H219V118H218V119H216V117H214ZM228 118H229V117H228ZM234 118H236V117H234ZM29 119H30V118H29ZM31 119H32V117H31ZM147 119H148V118H147ZM155 119H154V120H155ZM197 119L200 120L201 118H200V119H199V118H196V120H197ZM211 119H212V118H211ZM211 119H210V120H211ZM225 119H226V118H225ZM238 119H239V118H238ZM240 119H241V118H240ZM243 119H244V118H243ZM245 119L247 120L248 117L245 118ZM52 120H54V119H52ZM55 120H59V118H58V119L56 118ZM87 120H90V118H89V119L87 118V119H86V122H88ZM103 120H104V119H103ZM107 120H108V119H107ZM109 120H108V121H109ZM113 120H114V119H113ZM156 120H155V121H156ZM196 120H194V121H196ZM210 120H209V121H210ZM32 121H33V119H32ZM47 121H48V119H47ZM47 121H46V122H47ZM94 121H95V120H94ZM155 121H154V122H155ZM191 121H192V122H191ZM191 121H190V122H191L190 125H191L192 127H191L190 125H188L189 127L186 126L187 124H189V122H188L187 124H185V127H184V124H182V128L184 127L183 129H185L186 132H187V131H190V132H191V130H192V129H187V128H195V127H198V128H199V126H200V129H198V132H199L200 134H201L202 132H204V131H203V127H202L201 125L197 126L198 123H200V122H204V121L201 120L200 122H197L196 125H194L195 123L192 125L193 120H191ZM225 121H226V120H225ZM243 121H244V122H243L242 124L244 125L245 120H243ZM247 121L249 122V120H247ZM24 122H25V121H24ZM79 122H81V121H79ZM79 122H78V125H80ZM116 122H117V121H116ZM156 122H157V123H154V124H158V123H159V121H156ZM218 122H219V124H218ZM240 122H241V120H240ZM30 123H31V122H30ZM61 123L64 124L63 122H61ZM82 123H83V122H82ZM99 123H101V122H99ZM204 123H207V122H204ZM210 123H211V122H210ZM227 123H228V122H227ZM236 123H237V121L235 122V124H236ZM238 123H239V121H238ZM25 124H26V123H25ZM28 124H29V123H28ZM28 124H26V125H28ZM62 124H61V125H62ZM70 124H71V123H70ZM72 124H73V123H72ZM72 124H71V125H72ZM154 124H153V125H154ZM159 124H160V123H159ZM166 124H167V123H166ZM207 124H209V123H207ZM212 124L214 125V123H211L210 125H212ZM225 124H226V123H225ZM228 124H229V123H228ZM47 125H48V124H47ZM52 125H53V124H52ZM64 125H67V124H64ZM64 125H62V126H64ZM74 125H75V124H74ZM74 125H73V126H74ZM78 125H77V126H78ZM100 125L102 126V124H100ZM148 125H149V124H148ZM210 125H209V126H210ZM237 125H238V124H237ZM240 125H241V124H240ZM240 125H239V126H240ZM259 125H260V124H259ZM67 126H69V125H67ZM73 126H72V127H73ZM81 126H82V125H80V127H81ZM165 126L167 127L168 124L165 125ZM193 126H195V127H193ZM207 126H208V125H207ZM214 126H216V125H214ZM226 126H228V125H226ZM235 126H236V125H235ZM260 126H261V125H260ZM65 127H66V126H65ZM78 127H79V126H78ZM84 127H85V126H84ZM103 127H105L104 124H103ZM103 127H102V129H103ZM109 127H111V125H109ZM176 127H177V125H176ZM176 127H175V128H176ZM178 127H179V125H178ZM178 127L176 128V130L178 129ZM205 127H206V125H205ZM211 127H212V126H211ZM211 127H210V128H211ZM10 128H11V126H10ZM54 128L57 129L56 127H54ZM106 128H107V129L109 130V132H110L112 127H111V128H108V126H107ZM136 128H137V127H136ZM148 128H150V130H151V127L148 126ZM163 128L165 129V127H163ZM210 128H208V129H210ZM215 128H216V127H215ZM215 128H214V129H215ZM221 128H223V127H222V124H221ZM36 129H37V127H36ZM39 129H41V128H39ZM74 129H76V126H75ZM74 129L71 128L72 131H73ZM78 129H79V128H78ZM98 129H99V127H98ZM107 129H106V131H108ZM159 129H160V128H158V129L156 128V131L158 132ZM179 129H180V127H179ZM179 129H178L177 131H179ZM214 129H213V130H214ZM218 129H219V128H218ZM223 129H224V128H223ZM227 129H228V128H227ZM227 129H226V130H227ZM260 129H261V127H260ZM8 130H10V129H8ZM27 130H29L28 127H27ZM60 130H61V129H60ZM132 130H133V129H132ZM162 130H163V129L161 128V132H162ZM181 130H182V129H181ZM195 130H197V128H196ZM199 130H201L202 132L199 131ZM263 130H264V129H263ZM11 131H12V129H11ZM53 131H54V129H53ZM53 131H50V132H49L50 135L52 134ZM74 131H75V130H74ZM79 131H80V130H79ZM154 131H155V128H154L153 132H154ZM177 131H175V132H177ZM193 131H194V130H193ZM211 131H212V128H211ZM216 131L219 132L220 129H219V130H216ZM221 131H222V130H221ZM224 131H225V130H224ZM224 131H222V135H223V132H224ZM228 131H229V130H228ZM260 131H262V129H261ZM35 132H36V133H35ZM35 132H34V133H35V136H36V134H38V130H35ZM67 132H68V131H67ZM69 132H71V131H69ZM69 132H68V133H69ZM94 132H96V131H94ZM94 132H93V134H94ZM104 132H105V131H104ZM149 132H151V131H149ZM149 132H148V131H147V132H144V134L147 135V133H149ZM173 132H174V131H172V133L170 132V133H168V134L171 135V136H174L176 133L173 134ZM190 132H189V134H190ZM207 132L209 133V130H208ZM61 133H62V132H61ZM182 133H184V135L186 134L185 131L182 132ZM224 133H225V132H224ZM39 134H40V133H39ZM59 134H60V133H59ZM63 134H64V132H63ZM74 134H76V133L74 132ZM97 134H99V132H98ZM133 134H134V135L136 134L135 136L137 137V132H136V133L134 132ZM189 134H188V136H189ZM196 134H197V132H196ZM228 134H229V133H228ZM50 135H49V136H50ZM76 135H78V134H76ZM100 135H102L101 132H100ZM154 135H156V134H154ZM160 135H161V134H157L156 136L160 137ZM162 135H165V136H166V134H163V133H162ZM169 135H168V137H169ZM182 135H183V134H182ZM182 135H181V136H182ZM184 135H183L182 137H186V136H184ZM201 135H204V133L201 134ZM218 135L221 136V133H218ZM225 135H226V134H225ZM246 135H247V134L245 133V137H246ZM35 136H34V135L32 136V138H31L32 141L35 140V138H34ZM51 136H52V135H51ZM56 136H57V135H56ZM56 136H55V137H56ZM60 136H61V135H60ZM63 136H65V135H63ZM69 136H70V133H69ZM69 136H68V139L72 138V137H69ZM102 136H103V135H102ZM150 136H152V135H150ZM171 136H170V137H171ZM181 136H180V137H181ZM247 136H248V135H247ZM249 136L251 137V135H249ZM249 136L246 137V138H249V139H250ZM15 137H16V136H15ZM28 137H29V136H28ZM57 137H58V136H57ZM133 137H134V136H133ZM148 137H149V136H148ZM148 137H143V138H145L144 141H148V140H149V141H148L149 143L151 142V140L154 141L153 138L149 139ZM170 137L168 138L169 140L172 138V137H171V138H170ZM174 137H176V136H174ZM174 137H173V139H174ZM182 137H181V138H182ZM193 137H194V136H193ZM193 137L190 136V138H193ZM25 138H27V137H25ZM33 138H34V139H33ZM36 138H37V137H36ZM39 138H40V135H39ZM87 138H88V136H87ZM87 138H86V139H87ZM98 138H99L98 140L101 139V137H98ZM120 138H122V137H120ZM131 138H132V136H131ZM141 138H142V137H141ZM143 138H142V139H143ZM147 138H148V139H147ZM154 138H155V136H154ZM181 138H179V139H178V138H175V139H177V141H178V140H180ZM195 138H196V137H195ZM203 138H204V137H203ZM203 138H201L203 141H204V139H205V140L207 139V138H204V139H203ZM218 138H219V137L215 136L214 139L216 140V139H218ZM220 138L224 139L223 137H220ZM18 139H19V138H18ZM23 139H24V138H23ZM86 139H85V140H86ZM134 139L136 140V139H138V138H134ZM165 139H166V138H165ZM173 139H172V140H173ZM182 139H183V138H182ZM222 139H220V140H222ZM240 139H241V138H240ZM259 139H260V138H259ZM21 140H22V139H21ZM21 140H20V142H22V141H23V142H26L25 139L22 140V141H21ZM65 140H66V139H65ZM71 140H72V139H71ZM158 140H159V138H158ZM158 140H157V141H158ZM169 140H168V141H169ZM188 140H189V138L187 139V141H186L185 143L188 144V143H189ZM190 140H191V139H190ZM218 140H219V139H218ZM220 140H219V141H220ZM238 140H239V139H238ZM29 141H30V140H29ZM29 141H27V142H29ZM32 141H30L29 143H31ZM68 141H69V140H68ZM162 141H163V140H162ZM173 141H174V140H173ZM182 141H183V140H182ZM195 141H196V140H195ZM195 141H194V142H195ZM211 141H212V139H210V142H211ZM15 142H16V141H14V143H15ZM59 142H60V141H59ZM69 142H70V141H69ZM84 142H86V141H84ZM84 142H83V144H84ZM129 142H130V141H129ZM133 142H134V141H133ZM137 142H138V141H136L135 145L131 146L133 149H132L131 151H129V154H130V156L132 157V159H133V161H134V166L137 167V168H134V167H133V170L131 169L132 167L130 168L133 172H134L136 169L140 168V167H138V165H140V162H141V161H142L147 155L149 156V154H148L147 152H145V150H141V149L139 148V146H138L139 144H138ZM139 142H140V141H139ZM154 142H155V141H154ZM158 142L160 143L161 141L159 140ZM166 142H167V140H166ZM180 142H181V141H180ZM220 142H221V141H220ZM262 142H263V141H262ZM262 142H261V143H262ZM14 143H12V146H11V147H10L9 145H7V146H9L10 148H12ZM16 143H17V142H16ZM57 143H58V142H56V144H57ZM65 143H67V142H64L63 144L65 145ZM161 143H163V142H161ZM178 143H179V142H178ZM178 143H177V144H178ZM196 143H197V142H196ZM196 143H190V144H188V146H189V145H193V144L196 145ZM203 143L205 144V142H203ZM215 143H217V142H215ZM221 143H222V142H221ZM6 144H7V143H6ZM50 144H51V143H50ZM69 144H70V143H69ZM69 144L67 143V145H69ZM108 144H109V143H108ZM132 144H133V143H132ZM136 144H137V145H136ZM153 144H154V143H153ZM155 144H156V143H155ZM187 144H186V146H187ZM263 144H264V143H263ZM19 145H20V144H19ZM57 145H59V144H57ZM67 145H66V147H68ZM72 145H73V144H71V147H72ZM80 145H82V144L80 143ZM80 145H79V146H80ZM109 145H110V144H109ZM205 145H206V144H205ZM209 145H210V143L208 142V145H206V146H207V151L212 149V147H211V149H208V146H209ZM222 145H223V144H221L220 146H222ZM244 145H247V143L245 142ZM44 146H47V145L44 144ZM59 146H60V145H59ZM75 146H76V144H75ZM79 146H78V147H79ZM163 146H164V145H163ZM168 146H169V144H168ZM182 146H183V145H182ZM197 146H198V147H197ZM210 146H215V145H210ZM51 147H53V148H51ZM62 147H64V146L62 145ZM76 147H77V146H76ZM127 147H128V146H127ZM159 147H160V146H159ZM159 147H158V150H160V148H161V147H160V148H159ZM165 147H167V146H165ZM169 147H170V146H169ZM183 147H185V145H184ZM195 147L199 148V145H196ZM263 147H264V146H263ZM13 148H14V147H13ZM50 148H51V149H54V146H51V145H50ZM73 148H74V150H76V151H77V150H80V149H81V151L83 150L81 147H79L80 149H75L74 146H73L72 148H70V149L73 150ZM151 148H152V147H151ZM197 148H196V149H197ZM216 148H218V147H216ZM244 148H245V147H244ZM4 149H5V148H4ZM14 149H15V148H14ZM16 149H17V148H16ZM192 149H193V148H192ZM214 149H215V148H214ZM221 149H222V148H221ZM48 150H49V149H48ZM48 150H47V151H48ZM149 150H150V149H149ZM149 150H148V152L151 153V154H152L153 151L155 152V149H154V150L151 149L150 151H149ZM158 150H157V148H156V152H157V153H156V154H155L154 152H153V153H154L155 155H157V154H158ZM162 150H164L163 147L161 148L160 151H161V153H164L165 151H162ZM165 150H166V149H165ZM193 150H194V149H193ZM215 150H217V149H215ZM232 150H233V149H231V151H232ZM4 151H5V150H4ZM4 151H3V153H4ZM6 151H8L7 148H6ZM12 151H13V150H12ZM70 151H71V150H70ZM83 151H84V150H83ZM108 151H110V150H108ZM111 151H112V150H111ZM111 151H110V156H111L112 153H114V152L116 153L118 150H116V151H114V152H111ZM123 151H124V150H123ZM151 151H152V152H151ZM199 151H200V150H199ZM213 151H214V150H213ZM237 151H238V148H237ZM239 151H241V150H239ZM239 151H238V153H239ZM242 151H243V150H242ZM15 152L19 153V150H18V151L16 150ZM50 152H51V155H52V154H53L52 150L49 151L48 153H50ZM77 152H78V151H77ZM77 152H76L75 154H78ZM119 152H120V150H119ZM214 152L216 153V151H214ZM11 153H12V152H11ZM80 153H81V152H80ZM115 153H114V155L117 154V156L120 154V153H119V154H118V153L115 154ZM122 153H123V152H122ZM122 153H121V154H122ZM167 153H168V150H166V153H165L166 156L168 155ZM189 153H190V152H189ZM192 153H193V152H192ZM192 153H191V154H192ZM195 153H196V152H195ZM195 153H194V154H195ZM197 153L201 154L200 152H197ZM215 153H214V154H215ZM217 153H218V152H217ZM217 153H216V154H217ZM240 153H242V152H240ZM1 154H2V153H1ZM4 154L6 155V153H4ZM68 154H69V150H68ZM72 154H73V152H72ZM72 154H70V155H72ZM81 154H82V153H81ZM124 154H126V153H124ZM151 154H150V155H151ZM182 154H183V153H182ZM182 154H181V152H180V155H182ZM212 154H213V153L211 152V155H212ZM242 154H243V153H242ZM242 154H241V155H242ZM248 154H249V153H248ZM248 154H247V156L250 155V154H249V155H248ZM15 155H17V154H16V153H15V154H14V153L12 154V156H15ZM48 155H49V154H48ZM107 155H108V154H107ZM112 155H113V154H112ZM127 155H128V154H127ZM183 155H184V154H183ZM208 155H210V153H208ZM225 155H226V154H225ZM225 155H224V156H225ZM227 155H230V154H227ZM227 155H226V156H227ZM233 155H234V158H235V153H234ZM233 155H231V156H233ZM239 155H240V154H239ZM243 155H244V154H243ZM9 156H10V155H8V157H9ZM27 156L29 157V155L26 154V155H25V158H26ZM110 156L108 155V157H110ZM117 156L115 157V160H114V161H110L111 164H110V162L108 163L109 166H110V165H112V166L115 165V167L117 166V165L115 164V163L117 162V161H116V159L118 158ZM153 156H154V155H153ZM176 156H177V155H176ZM184 156H185V157H184V158H185L184 160L186 161V163H187L188 161H190V163H192V162H196V161H192V157H196V156H194V155L192 156V155H191V156H190L191 159L188 157L190 160H186V157L189 156L188 154H187V155H184ZM200 156H202V155H200ZM224 156H223V157H224ZM226 156H225V157H226ZM247 156L244 158V159H246V162H247V160H248L247 158H249V157H247ZM48 157H50V155H49ZM105 157L108 158L107 156H105ZM111 157H112V156H111ZM149 157H151V156H149ZM149 157H148V159H149ZM154 157H155V156H154ZM82 158H83V157H82ZM123 158H127V156L124 155ZM128 158H130V157H128ZM128 158H127V159H128ZM188 158H187V159H188ZM200 158H201V157H200ZM210 158H211V157H210ZM227 158H229V157L227 156ZM230 158H231V157H230ZM237 158H238V156H236L235 159H237ZM250 158H251V157H250ZM9 159H11V157H10ZM23 159H24V158H23ZM23 159H22V160H23ZM86 159H88V160L91 161V159H89V157H86ZM86 159H84V161H85V162H88V160L86 161ZM145 159H146V158H145ZM152 159H153V158H152ZM156 159H159V157H157ZM193 159H195V158H193ZM224 159H225V158H224ZM232 159H233V158H232ZM235 159H234V161H236ZM6 160H7V159H6ZM25 160H26V161H25ZM25 160H24V161H25L26 163L29 162V160H28L27 158H26ZM27 160H28V161H27ZM78 160H79V159H78ZM80 160H81V159H80ZM117 160H118V159H117ZM129 160H130V159H129ZM146 160H147V159H146ZM150 160H151V159H150ZM205 160H206V159H203V162H204ZM225 160H226V159H225ZM55 161H56V160H55ZM82 161H83V160H82ZM123 161L125 162V160H123ZM156 161H157V162H155V161H152V162H155L156 164H158L159 161H158V160H156ZM227 161H228V159H227L225 162H227ZM230 161H231V160H229V161L227 162V163H228V164H227V165H228V168H229L230 166H232V165H229V162H230ZM11 162H13V161H11ZM74 162H75V161H74ZM113 162H114V163H113ZM205 162H206V161H205ZM55 163H56V162H55ZM77 163H78V162H77ZM82 163H83V162H82ZM112 163H113V164H112ZM155 163H154V164H155ZM160 163H163V162L161 161ZM160 163H159V164H160ZM190 163H188V166H187V167H190L189 171H192V170L194 171L195 168H196V169H197V168H200L199 166H198V167L196 166V165H197V162H196V165L193 167L194 169H192ZM230 163H231V162H230ZM235 163H236V165L238 164L237 161H236ZM11 164H12V163H11ZM11 164H10V166H11ZM80 164H81V163H80ZM127 164H128V163H127ZM159 164H158V165H159ZM225 164H226V163H225ZM20 165H21V164H20ZM78 165H79V163H78ZM94 165H96V164H94ZM151 165H152V164H151ZM160 165H162V164H160ZM189 165H190V166H189ZM205 165H206V164H205ZM234 165H235V164H234ZM40 166H41V167H42V166L45 167V165H42V164H41ZM92 166H93V165H92ZM112 166H111V167H112ZM120 166H122V165H120ZM120 166H119V167H120ZM129 166H130V164H129ZM177 166H178V165H177ZM177 166H176V167H177ZM213 166H215L214 163H213ZM219 166H220V165H218V167H219ZM122 167H123V166H122ZM141 167H142V166H141ZM149 167H150V171H151V166H149ZM218 167H217V165H216L215 168H217V170H218ZM222 167H224V166H220V169H221ZM258 167H259V166H258ZM258 167H257V168H258ZM260 167H262V165H261ZM260 167H259V168H260ZM21 168H23V167H21ZM38 168H39V166H38ZM49 168H50V167H49ZM49 168H48V169H49ZM96 168H97V167H95V170H96V171H97V169H99V171H102V170H103V169H101V167H100V168H97V169H96ZM127 168H128V166H127ZM146 168H148V167H145L144 170H145ZM170 168H172V166H170ZM208 168H209V167H208ZM208 168H207V169H208ZM1 169H2V168H1ZM3 169H5V168H3ZM6 169H7V168H6ZM43 169H44V168H43ZM125 169H126V168H125ZM134 169H135V170H134ZM148 169H149V168H148ZM220 169H219V170H220ZM224 169H225V167H224ZM51 170H52V169H51ZM131 170H130V171H131ZM158 170H159V168H158ZM209 170H210V168H209ZM217 170H216L217 173H218V172H221V173H222L221 170H220V171H219V170L217 171ZM4 171H5V170H4ZM70 171H71V170H70ZM76 171H78V170L76 169ZM76 171L73 170V172H76ZM80 171H81V170H80ZM96 171H95V172H96ZM99 171H98V172H99ZM107 171H108V172H107ZM107 171H106V173H109V174H110L109 169H108ZM123 171H124V170H123ZM127 171H128V170H127ZM147 171H148L147 169H146V171H143V170H142L143 173H145V172H147ZM169 171H171V170H169ZM169 171H168V173H167L168 176H169V174H170ZM174 171H175V169H174ZM177 171H178V170H176L175 172H177ZM187 171H188V168H187ZM198 171H199V170H198ZM42 172H43V173L41 174V175H42V177H41L42 179H40L38 182H40V181L43 182V181L45 180V178H43V175H44L45 171H42ZM89 172H90V171H89ZM93 172H94V171H93ZM104 172H105V171H104ZM136 172H138V171H136ZM152 172H157V171H152ZM160 172H161V171H160ZM163 172H164V171H163ZM163 172H162V173H163ZM166 172H167V171H166ZM171 172H173V171H171ZM179 172H181V171H179ZM179 172H178V174H179ZM223 172H224V171H223ZM229 172H230V171H229ZM229 172H228V173H229ZM245 172H246V170H245ZM247 172H248V171H247ZM53 173H56V172H53ZM53 173H52V175H53ZM76 173H77V172H76ZM96 173H97V172H96ZM157 173H158V172H157ZM173 173H174V172H173ZM173 173H171L170 175H172ZM194 173H195V172H194ZM196 173H197V172H196ZM196 173H195V174H196ZM230 173H231V172H230ZM243 173H244V171H243ZM7 174H10V172H9V173L6 172V175H7ZM13 174H14V173H13ZM61 174H62V173H61ZM90 174H92V173H90ZM90 174H89V175H90ZM140 174H141V173H140ZM159 174H160V173H159ZM159 174H158V175L155 174V175H156L157 177L159 176V177L161 178L162 175H159ZM175 174H176V173H175ZM195 174H194V175H195ZM210 174H211V173H210ZM241 174H242V172H241ZM248 174H249V172H248ZM248 174H247V175H248ZM29 175H30V174H29ZM54 175H55V174H54ZM58 175H59V174H58ZM92 175H93V174H92ZM180 175H181V174H180ZM189 175H190V174H189ZM212 175H213V174H212ZM228 175H229V174H228ZM1 176H3V174H1V171H0V178H1ZM9 176H10V175H9ZM11 176H13V175H11ZM11 176L8 177V178H9L10 181L12 182V180H11ZM16 176L18 177V174H17ZM16 176L14 175L13 177H16ZM23 176H24V175H23ZM48 176H49V175H46V176L44 175V177H47V179H49V180L52 181V179L48 178ZM59 176H60V175H59ZM59 176L56 175L55 177L58 178ZM62 176H63V175H62ZM72 176H73V174H72ZM72 176H71V177H72ZM90 176H91V175H90ZM156 176H155V177H156ZM163 176H164V175H163ZM168 176H167V177H168ZM172 176H173V175H172ZM174 176H175V175H174ZM177 176H178V175H177ZM184 176H185V174H184ZM184 176H183V177H184ZM229 176H230V175H229ZM19 177H20V176H19ZM26 177H27V175H26ZM49 177H50V176H49ZM51 177H52V176H51ZM96 177H98V175H97ZM111 177H112V179H113V175H112ZM159 177H158V178H159ZM164 177H165V176H164ZM180 177H181V176H180ZM187 177H188V176H187ZM224 177H225V176H224ZM256 177H257V176H256ZM256 177H255L254 179H256ZM21 178H22V177H21ZM61 178H62V177H61ZM61 178H60V179H61ZM68 178H69V177H68ZM170 178H172V177H169V178H168V181L170 180ZM181 178H182V177H181ZM184 178H185V177H184ZM189 178H190V176H189ZM189 178H187V179L189 180ZM191 178H192V177H191ZM193 178H194V176H193ZM217 178H218V177L216 176V178H213V180H216ZM220 178H222V176H221ZM225 178H226V177H225ZM1 179L3 180V177H2ZM5 179L7 180V178H4V180H5ZM13 179L15 180V178H13ZM27 179H28V178H27ZM66 179H67V178H66ZM78 179H79V178H78ZM90 179H91V178H89V180H90ZM110 179H111V178H110ZM144 179H146V178H144ZM144 179H143V180H144ZM149 179H150V178H149ZM151 179H152V178H151ZM154 179H157V178H154ZM154 179H153V180H154ZM165 179H166V178H165ZM173 179H174V180H173ZM173 179H172V180L175 181V178H173ZM179 179H180V178H179ZM226 179H227V178H226ZM228 179H232V178L230 177V178H228ZM2 180H0V181H2ZM18 180H19V179H18ZM24 180H26V179H24ZM42 180H43V181H42ZM57 180H58V179H57ZM61 180H62V179H61ZM99 180H100V179H99ZM185 180H186V179H185ZM188 180H186V183L188 182ZM222 180H223V179H222ZM58 181H59V180H58ZM87 181H88V180H87ZM97 181H98V180H97ZM100 181H101V180H100ZM160 181H161L162 183L164 182L162 178H161V180H159V182H160ZM173 181H171V183H174ZM253 181H254V180H253ZM256 181H257V179H256ZM18 182H19V181H18ZM25 182H27V181H25ZM25 182H24V184H25ZM47 182H48V181H47ZM56 182H57V181H56ZM159 182L157 181V183H159ZM165 182H166V181H165ZM165 182H164V183H165ZM182 182H183V181H182ZM182 182H181V183H182ZM214 182H215V181H214ZM221 182H222V181H221ZM248 182H249V181H248ZM15 183H16V185L18 184L17 181H16ZM27 183H28V182H27ZM36 183H37V182H36ZM61 183H62V182H61ZM64 183H65V182H64ZM64 183H63V184H64ZM96 183H97V182H96ZM186 183H184V184H186ZM218 183H219V182H218ZM0 184H1V183H0ZM6 184H7V183H5V185H6ZM12 184H14V183H12ZM12 184H10V185H11L12 192H13L14 189L17 190V188H13V187H12ZM63 184H61V185H63ZM97 184H98V183H97ZM165 184H167V183H165ZM165 184H164V186H165ZM214 184H216V183H214ZM221 184H222V183H221ZM239 184H241V183H239ZM255 184H256V183H255ZM3 185H4V184H2V186H3ZM10 185L8 184L7 186H10ZM18 185H20V184H18ZM18 185H17V186H18ZM28 185H29V184H28ZM28 185H27V186H28ZM38 185H39V183H38ZM38 185H36L35 187H37V190L40 191V185H39V186H38ZM48 185H49V187H51V189H50V188H49V189L52 190V185L49 184V183H48ZM50 185H51V186H50ZM57 185H58V183H57ZM89 185H90V184H89ZM144 185H145V184H144ZM144 185H143V186H144ZM148 185H150V183H148ZM174 185H175V184H174ZM174 185H173V186H174ZM177 185H178V184H177ZM187 185L189 186V184H187ZM226 185H227V184H226ZM226 185L224 184V186H226ZM228 185L231 186L230 183H228ZM232 185H234V183H233ZM236 185L238 186V184H236ZM97 186L99 187V184H98ZM151 186H152V185H151ZM167 186H168V185H167ZM167 186H166V188H167ZM180 186H181V184H180ZM215 186H216V185H215ZM219 186H222V187H223V184H222V185L218 184V187H219ZM241 186L244 187V185H242V184H241ZM241 186H240V187H241ZM0 187H1V186H0ZM3 187H4V186H3ZM3 187H2V188H3ZM44 187H47V186L44 185ZM61 187H62V186H61ZM159 187H160V186L157 187L158 190H160V188L165 189L164 187H160V188H159ZM168 187H169V186H168ZM170 187H171V186H170ZM184 187H185V186L182 187L183 190H184ZM186 187H187V186H186ZM186 187H185V190H184L183 192L186 191ZM204 187L206 188L205 185H204ZM218 187H216V190H217ZM231 187H234V186H231ZM26 188H27V187H26ZM38 188H39V189H38ZM47 188H48V187H47ZM146 188H147V187H146ZM179 188L181 189V187H179ZM187 188H188V187H187ZM235 188H236V187H235ZM235 188H234V189H235ZM238 188H239V186H238ZM19 189H20V188H19ZM34 189H35V188H34ZM43 189H44V188H43ZM43 189H42V190H43ZM76 189H77V188H76ZM79 189H80V188H79ZM142 189H143V192H142V191H141V192L144 193L145 186H144V188H141V190H142ZM151 189H152V188H151ZM154 189H155V188H154ZM154 189H152V190H154ZM221 189H222V188H221ZM259 189H260V188H259ZM1 190H2V189H1ZM3 190H4V188H3ZM3 190L0 191L2 196H3ZM7 190H8V189H6V191H7ZM44 190H45V189H44ZM50 190H49V191H50ZM77 190H78V189H77ZM80 190H81V189H80ZM80 190H78V192H79ZM147 190L150 191L149 188H148ZM171 190H172V189H171ZM171 190H169V188H168L167 191L170 192ZM173 190H174V189H173ZM188 190H189V189H188ZM219 190H220V189H219ZM219 190H217V191H219ZM222 190L225 191L224 189H222ZM222 190H221V191H222ZM49 191H48V192H49ZM63 191H64V189H63ZM148 191H147V195H146V196H147V199L150 198V197L152 198V196H154V195L156 194L155 191H154V192L152 191L153 194H152V196H150L151 194L148 195V193H149ZM156 191H157V190H156ZM162 191H163V190L161 189L160 192H161V193L164 192L163 194H165V190H164L163 192H162ZM167 191H166V192H167ZM181 191H182V190H181ZM205 191H206L205 194L208 193V192H207V189H205ZM16 192H17V191H16ZM22 192H23V191H22ZM32 192H34V190H33ZM48 192H47V190H46V193H48ZM53 192H54V191H53ZM53 192L48 193V194H50V196H51V194H52ZM76 192H77V191H76ZM152 192L150 191V193H152ZM157 192H159V191H157ZM188 192H189V191H188ZM29 193H30V192H29ZM35 193H36V192H35ZM38 193H39V192H38ZM65 193H66V189H65ZM97 193H99V192H97ZM105 193H107V191L104 192V194H105ZM154 193H155V194H154ZM161 193H158V195L161 194ZM170 193H171V192H170ZM220 193H221V192H220ZM10 194H11V193H9V194L7 193V197H8V195H10ZM13 194H14V193H13ZM15 194H17V193H15ZM30 194H32V193H30ZM33 194H34V193H33ZM36 194H37V193H36ZM39 194H40V193H39ZM39 194H38V195H39ZM101 194H102V192H101ZM101 194L99 193V194H97V195L99 196V195H101ZM104 194H103V195H104ZM108 194H109V193H108ZM205 194H204V197H205V198H206V197L208 198V196H205ZM19 195H20V194H19ZM28 195H29V194H28ZM38 195H35V196H38ZM52 195H55V193H53ZM144 195H145V194H144ZM144 195H143V196H144ZM207 195H208V194H207ZM237 195L240 196V194H237ZM237 195H236V197H237ZM2 196H0V197H2ZM35 196H34V197H35ZM44 196H45V195H44ZM46 196H47V195H46ZM76 196H77V194H75V197H76ZM105 196H106V195H105ZM105 196H104V197H105ZM109 196H110V194H109ZM143 196H142V197H143ZM146 196H144L143 198L146 199ZM148 196H150V197H148ZM156 196H157V195H156ZM156 196H155V197H156ZM159 196H161V195H159ZM216 196H218V192H217V195H216ZM223 196H224V195H223ZM239 196H238V197H239ZM22 197H23V196H22ZM29 197H30V196H29ZM29 197H26V196H25L24 199H25V198H29ZM34 197H33V198H34ZM39 197H40V196H39ZM51 197H52V196H51ZM55 197H56V196H55ZM66 197H67V196H66ZM99 197H100V196H99ZM99 197H98V198H99ZM111 197H113V195H112ZM111 197L109 198V201H110V199H111V202H112V201H113V198H111ZM155 197H154V198H155ZM179 197L182 198L183 196L180 195ZM218 197H219V196H218ZM10 198H11V197H10ZM10 198H7V199L9 200ZM31 198H32V197H31ZM31 198H29V199H31ZM37 198H38V197H37ZM56 198H57V197H56ZM91 198H92V197H91ZM98 198H97V199H98ZM105 198H106V197H105ZM154 198H153V199H154ZM161 198H162V196H161ZM207 198H206V199H207ZM220 198H222V197H220ZM240 198H241V196H240ZM243 198H244V197H243ZM262 198H263V197H262ZM40 199L42 200V203H43V199H45V197H43V198L40 197ZM48 199H49V198H48ZM50 199H51V198H50ZM52 199H54V198L52 197ZM93 199H94V198H93ZM159 199H160V197H159ZM177 199H178V198H177ZM198 199H199V198H198ZM206 199H204V200H206ZM0 200H3V198H1ZM26 200H27V199H26ZM26 200H25V201H26ZM45 200H46V199H45ZM68 200H69V199H68ZM75 200L77 201V199H75ZM142 200H143V199H142ZM148 200H150V199H148ZM148 200H146V201L149 202ZM157 200H158V199H157ZM166 200H167V199H166ZM234 200H235V199H234ZM237 200H238V199H237ZM263 200H264V199H263ZM30 201H31V200H30ZM30 201H29V203L31 204L32 201H31V202H30ZM51 201H52V200H51ZM51 201H50V202H51ZM76 201H75V203H76ZM78 201H79V199H78ZM178 201H181V200L178 199ZM194 201L196 202V199H195ZM202 201H203V200H202ZM240 201H241V200H240ZM7 202H9V201H7ZM7 202L5 201V205L8 207V206H9V205H8L9 203L7 204ZM46 202L49 203L48 200H47ZM46 202H45V204H46ZM52 202H53V201H52ZM106 202H107V200H106ZM172 202H173V201H172ZM181 202H182V201H181ZM241 202H242V201H241ZM261 202H264V201H261ZM25 203H27V201L24 202V205H23V206L26 205ZM58 203H59V202H58ZM58 203H56V204H58ZM69 203H70V202H69ZM73 203H74V202H73ZM73 203H72V204H73ZM78 203H81V201H79ZM107 203H109V202H107ZM107 203H106V206H107V208H108V205H109V204L107 205ZM150 203H151V202H150ZM150 203H149V204H150ZM168 203H171V202H168ZM177 203H178V202H177ZM187 203H188V202H186V203L182 202L181 204H187ZM202 203L205 204L206 202H202ZM27 204H28V203H27ZM100 204H102V203H100ZM103 204H104V202H103ZM113 204H114V201L112 202V205H113ZM144 204H147V203L145 202ZM188 204H190V203H188ZM191 204H193V203H191ZM194 204H195V203H194ZM233 204H236V203L234 202ZM0 205H1V204H0ZM28 205H29V204H28ZM41 205H42V204H41ZM53 205H54V203H53ZM115 205H117V204H115ZM119 205H120V204H118V206H119ZM178 205H179V203H178ZM197 205H198V204H197ZM236 205H237V204H236ZM236 205H234V206H236ZM6 206H4V207L6 208ZM35 206H37V205H35ZM56 206H57V205H56ZM56 206H54V207H56ZM78 206H79V205H78ZM100 206H101V205H100ZM100 206H98L97 209H98ZM120 206H122V205H120ZM134 206H135V205H134ZM134 206H133V207H134ZM137 206H140V205H137ZM137 206H135V207H137ZM142 206H143V205H142ZM144 206H145V205H144ZM183 206H185V205H183ZM186 206H187V205H186ZM186 206H185V207H186ZM4 207H3V208H4ZM10 207H11V205H10ZM29 207H30V206H29ZM40 207L42 208V206H40ZM47 207H48V206H47ZM47 207H46V208H47ZM60 207H61V205H60ZM81 207H82V210H83V206H81ZM113 207H114V205H113ZM113 207H112V208H113ZM122 207H123V206H122ZM151 207H152V206H150V208H148L149 211L152 210V209L154 208V207H153V208L151 209ZM168 207H169V206H168ZM170 207H172V206H170ZM188 207L190 208V206H188ZM206 207H207V204H206ZM238 207H239V206H238ZM261 207H262V210H263V209H264V208H263L264 206L261 205ZM26 208H27V206H26ZM36 208H38V207H36ZM43 208H45L44 205H43ZM77 208H78V207H77ZM107 208H106V209H107ZM114 208H115V207H114ZM137 208H138V207H137ZM142 208H144V207H142ZM145 208H147V207L145 206ZM195 208H196V207H195V205H194V210H195ZM229 208H230V207H229ZM239 208H240V207H239ZM8 209H12V208H8ZM80 209H81V208H80ZM106 209H105V210H106ZM120 209H121V208H120ZM132 209H135V208H132ZM157 209H159V211H160V215H161V210H160L161 207H160V208L157 207V208H155L154 210L156 211ZM172 209H173V208H172ZM190 209H191V208H190ZM43 210H44V211H43V216H44V214H45V213H44V212H45V209H43ZM47 210H48V208H47ZM58 210H59V208H58ZM60 210H62V209H60ZM82 210H81V211H82ZM98 210L101 211L100 208H99ZM123 210H124V209H123ZM138 210H139V209H138ZM140 210H142V209L140 208ZM144 210H145V209H144ZM154 210H152V211H154ZM168 210H169V209H168ZM168 210H167V211H168ZM173 210H174V209H173ZM187 210H188V209H187ZM194 210H193V211H194ZM89 211H90V210H89ZM155 211H154V212H155ZM157 211H158V210H157ZM170 211H172V210H170ZM232 211H233V210H232ZM242 211H243V210H242ZM242 211H241V213H242ZM263 211H264V210H263ZM6 212H8V211L6 210ZM37 212H38V213H42V212H39V209H37ZM48 212H49V211H48ZM97 212H98V211H97ZM104 212H105V211H104ZM107 212H109V210H108ZM119 212H120V210H119ZM121 212H122V211H121ZM133 212H134V210H133ZM140 212H141V211H140ZM144 212L147 213V210L144 211ZM150 212H151V211H150ZM168 212H169V211H168ZM177 212H178V210H177ZM234 212H236V210H235ZM234 212H233V213H234ZM246 212H247V211H245V213H246ZM79 213H80V212H79ZM91 213H92V212H91ZM91 213L89 212L88 214L91 215ZM100 213H101V212H99L98 214H100ZM102 213H103V212H102ZM115 213H116V212H115ZM126 213H127V212H126ZM136 213L139 214L138 212H136ZM136 213H134L135 215H133V217H131V218H136V217H138V216H136ZM141 213H142V215H145V213H143V212H141ZM169 213H170L172 216L175 215L174 211L169 212ZM179 213H183V212H179ZM188 213H189V211H188ZM233 213H232V214H233ZM243 213H244V211H243ZM245 213H244V214H245ZM259 213H264V212H258V214H259ZM26 214H27V213H26ZM54 214H58V213L55 211ZM65 214H66V213H65ZM69 214H70V213H69ZM88 214H87V216L89 217ZM93 214H94V213H92V215H93ZM127 214H128V215H127L126 218H127V220H128V218H129V217H128V216H129V213H127ZM131 214H133V213H131ZM191 214H193V216H191ZM191 214L189 215L190 217H188V215H186V218L188 217L189 220H190L192 217H194V218H192V219L196 222V220H197L196 218H198V217L195 218V215H194V214H195V211L192 212ZM3 215H4V211H3ZM27 215H29V217H31V216H30V215H31V212H30V214H27ZM100 215H101V214H100ZM111 215H112V213H111ZM111 215H110V216H111ZM114 215H117V214H114ZM114 215H113V216H114ZM147 215H148V214H147ZM158 215H159V213H158ZM160 215H159V216H160ZM179 215H180V214H179ZM234 215H235V213H234L232 216L234 217ZM246 215H247V214H245V217H246ZM256 215H257V214H256ZM259 215H261V214H259ZM259 215H258V216H259ZM0 216H1V215H0ZM52 216H54V215H52ZM65 216H67V215H65ZM65 216H64V217H65ZM101 216H102V215H101ZM110 216H109V217H110ZM125 216H126V215H125ZM130 216H132V215H130ZM153 216H154V215L151 216V217H152V219H150L151 222L154 221V220H153V219H154ZM206 216H207V214H206ZM222 216H223V215H222ZM222 216H221V217H222ZM4 217H6V216H4ZM32 217H34V216H32ZM32 217H31V218H32ZM39 217H42V216H39ZM44 217H45V216H44ZM94 217H95V218H93V219L91 218V220H92V222H93V223L91 222L92 225H93V224H96V222H97V220H98V219H97V220L93 221L94 219H96V216H95V215H94ZM103 217H104V216H103ZM116 217H117V216H116ZM140 217H143V216H141V214H140ZM148 217H149V215H148ZM160 217H161V216H160ZM179 217H181V216H179ZM182 217H183V216H182ZM221 217H219V218L221 219ZM54 218H55V217H54ZM61 218H63V217H61ZM68 218H69V217H68ZM73 218H75V217H73ZM110 218H111V217H110ZM117 218L120 219L119 216H118ZM145 218H146V217H145ZM156 218H157V217H156ZM188 218H187V219H188ZM215 218H216V216H215ZM243 218H244V217H243ZM263 218H264V217H263ZM40 219H42V218H40ZM58 219H59V218H58ZM88 219H89V218H88ZM104 219H106V217H105ZM138 219H139V218H138ZM138 219H137V220H138ZM142 219H143V218H142ZM170 219H172V218H170ZM170 219H169V220H170ZM176 219H177V218H176ZM183 219H185V218L183 217ZM183 219H181V220H183ZM199 219H200V218H198V220H199ZM227 219H228V218H227ZM229 219H231V217H229ZM241 219H242V218H241ZM253 219H254V218H253ZM253 219H252V220H253ZM258 219L260 220V217H259ZM258 219H256V217H255V221H252V220H251V221L253 222V225H254V222H256V220H258ZM38 220H39V219H38ZM44 220H45V222H46V219H45V218H44ZM52 220L54 221V219H52ZM64 220H65V219H64ZM66 220L68 221V219H66ZM140 220H141V219H140ZM150 220H149V222H150ZM212 220H213V219H212ZM233 220L238 221V219H233ZM233 220H232V222H234ZM262 220H263V219H262ZM262 220H260V221H261V222H264V220H263V221H262ZM0 221H1V218H0ZM42 221H43V219H42ZM42 221H40V223H41ZM106 221H107V219H106ZM111 221H112V220H111ZM131 221H132V220H131ZM131 221H129V224H131V223L133 222V221H132V222H131ZM141 221H142V220H141ZM146 221H147V220H146ZM177 221H178V219H177ZM220 221H222V220H220ZM33 222H34V221H33ZM33 222H32V223H33ZM89 222H90V221H89ZM109 222H110V221H109ZM130 222H131V223H130ZM135 222H136V220H135ZM135 222L132 223V224H134L135 226L138 225V224L136 225V223H139V229H137V231H138L137 237H138V236H141V238H143L142 235H144V234H141L142 232H139L140 227H141V225H140L141 222H138V221H137L136 223H135ZM142 222H143V221H142ZM147 222H148V221H147ZM147 222H146V223H147ZM170 222H171V220H170ZM172 222H173V224H174V223H175V224L178 223V222L176 223V222L173 221V220H172ZM185 222H186V221H185ZM190 222H191V224H192V226H193V224H194L193 221H190ZM198 222H199V221H198ZM198 222H197V223H198ZM200 222H201V221H200ZM200 222H199V225H200ZM224 222H227V221H223V223H224ZM252 222H251V223H252ZM40 223H39V224H40ZM55 223H56V222H55ZM73 223H75V226H76V225H77L76 223H81V222H76V221H74ZM146 223H145V224H146ZM157 223H158V222H157ZM204 223H205V222H204ZM230 223H231V222H230ZM28 224L31 225V222L28 221ZM34 224H35V222H34ZM34 224H32V225H33V228L35 227ZM110 224H111V222H110ZM142 224H143V223H142ZM149 224H150V223H149ZM173 224H171V227L174 226ZM201 224H203V223H201ZM206 224H207V223H206ZM206 224H205V226L203 225V227H205V229H207V228H206V226H207ZM227 224H228V223H227ZM234 224H235V223H234ZM240 224H241V223H240ZM261 224H262V223H261ZM32 225H31V226H32ZM35 225H36V224H35ZM41 225H45V224H43V222H42ZM52 225H53V223H52ZM60 225H61V223H60ZM64 225H67V224H64ZM69 225H71V224H69ZM98 225H99V224H96V226H97V227H95V228H96V231H97V228H98V230H99V227H100V226L98 227ZM172 225H173V226H172ZM197 225H198V224H197ZM218 225H219V224H218ZM218 225H217V226H218ZM220 225L223 226L222 224H220ZM229 225H230V224H229ZM232 225H233V224H232ZM232 225H231V226H232ZM54 226H55V225H54ZM57 226H59V224H58ZM57 226H56V227H57ZM71 226H72V225H71ZM71 226H70V227H71ZM107 226H108V225H107ZM148 226H149V225H147L146 227H148ZM159 226H162V221H161V224H160ZM159 226H157V227L159 228ZM163 226H164V225H163ZM165 226H167V227H165L166 229H165L164 227H163L162 229H165V230L167 231V228L170 227V226H168V225H165ZM183 226H184V225H182L181 227H183ZM190 226H191V225H190ZM190 226H188V227H190ZM192 226H191L190 228H193ZM221 226H220V227H221ZM235 226H236V224H235ZM240 226H241V225H240ZM240 226L237 225V227H235L234 231H238V227H240ZM263 226H264V225H262V228H263ZM23 227H24V228H23V230H24V229H25V226H23ZM66 227H68V226H66ZM66 227H65V228H66ZM130 227H132V225H131ZM137 227H138V226H137ZM142 227H143V226H142ZM149 227H150V226H149ZM184 227H185V226H184ZM241 227H242V226H241ZM245 227H247V226H245ZM33 228H32V229H33ZM57 228H58V227H57ZM61 228L63 229L64 227L62 226ZM95 228L93 229V231H94L93 233H95ZM185 228H187V227H185ZM218 228H219V226H218ZM225 228H227V227H225ZM225 228H222V229H224V230H223V233L226 232V229H225ZM236 228H237V229H236ZM260 228H261V226H260ZM260 228H258V229H260ZM17 229H19V228H17ZM34 229H37V228L35 227ZM42 229H43V228H42ZM54 229H55V228H54ZM118 229H119V228H118ZM129 229H130V228H129ZM141 229H142V228H141ZM160 229H161V227H160ZM183 229H184V228H183ZM183 229H182V232H183ZM193 229L196 230V228H193ZM220 229H221V228H220ZM228 229H229V228H228ZM228 229H227V230H228ZM59 230H60V229H58V230L55 229L54 232L59 231ZM154 230H155V229H154ZM207 230H208V229H207ZM229 230H230V229H229ZM24 231H26V230H24ZM32 231H33V230H32ZM66 231H67V230H66ZM100 231H101V229H100ZM128 231H129V230H128ZM146 231H147V230H146ZM146 231H145V232H146ZM155 231H156V230H155ZM187 231L189 232V229H188ZM190 231H192V230H190ZM203 231H204V230H203ZM208 231H209V230H208ZM208 231H207V232H208ZM219 231H220V230H219ZM230 231H232V227H231V230H230ZM230 231H227V232H230ZM33 232H34V231H33ZM149 232H151V231H149ZM149 232H148V235H147V236H146V233H145V236H146V237L144 236V237L147 238V239H148L149 235H151V236L153 237L154 234H155V235H159V236H161V237H164V233H162V234L160 235L161 232H160V233H157V232L154 233V231H152V233H150V234H149ZM204 232H205V231H204ZM204 232H201V231L199 232V231H198V233H200V235H203ZM207 232H206V233H207ZM227 232H226V233H227ZM249 232H250V231H249ZM252 232H253V231H252ZM45 233H46V232H45ZM45 233H43V234H44L45 236H47V234H45ZM67 233H68V232H66V234H67ZM71 233L73 234L72 230H71ZM96 233H97V232H96ZM99 233H100V232H99ZM99 233H97V235H96L95 238L97 239L98 242H99V241L102 242V243L99 242V244H100L101 246H103V243L105 242V243L107 244L108 241H107V238H104L103 236H102L101 240H98V237H97V236L100 235ZM139 233H140L141 235H139ZM143 233H144V231H143ZM153 233H154V234H153ZM169 233H170V232H168V234H169ZM172 233H173V232H172ZM172 233H171V235H172ZM209 233H210V232H209ZM230 233H231V232H230ZM53 234H54V233H53ZM53 234L50 235V236H51V237H52V236L54 237ZM98 234H99V235H98ZM127 234H128V233H127ZM168 234L165 232V235H168ZM186 234H187V235H186V238H187V236H189V235L191 236L190 233H186ZM250 234L252 235V233H250ZM40 235H41V237H44L42 234H40ZM83 235H84V234H83ZM111 235H112V234H111ZM113 235H114V234H113ZM118 235H119V234H118ZM128 235H129V234H128ZM162 235H163V236H162ZM174 235H175V234H174ZM174 235H173V237H174ZM177 235H179V234H176V237H177ZM198 235H199V234H198ZM198 235H197V236H198ZM210 235H211V234H210ZM259 235H261V236L264 237L263 232H262V234L259 233ZM56 236H57V235H56ZM67 236H68V235H67ZM94 236H95V234H94ZM109 236H110V234H109ZM109 236L107 235L108 240H109ZM151 236H150V240H151V238H152ZM168 236H169V235H168ZM180 236H181V235H180ZM237 236L239 237L238 234L236 235V237H237ZM253 236H254V235H253ZM28 237H29V236H28ZM51 237H48V236H47V237L45 238V240H47L48 238H51ZM115 237H116V235H115ZM126 237H127V236H126ZM156 237H157V236H156ZM171 237H172V236H170V240H171ZM183 237H184V236H183ZM236 237H235V238H236ZM259 237H260V236H259ZM263 237H262V238H258V239L263 240ZM23 238H24V237L20 238V240H21V241H22V240L24 241ZM36 238H37V239H36ZM36 238H35L36 240L39 239V240H38L39 242L44 240V239L41 240V238L39 237V235H38ZM141 238H140V239H141ZM153 238H155V237H153ZM168 238H169V237H168ZM174 238H175V237H174ZM174 238H173V239H174ZM127 239H129V238L127 237ZM127 239L125 238V241H124V242L127 243V241H128ZM155 239H156V238H155ZM166 239H167V236H166ZM184 239H185V238H184ZM189 239H191V241H189V243H190V242H192V240H194V239H196V238L192 239V236H191V238H189ZM200 239H201V240H200ZM200 239H199V241H200V242L202 241L201 243H203V240H206V242H207V240H209L207 236H206V239H203V238H200ZM202 239H203V240H202ZM231 239H232V240H230V241H235L233 238H231ZM236 239H237V238H236ZM33 240H34V238H33ZM36 240H35V241H36ZM104 240H106V241H104ZM111 240H112V239H111ZM111 240H109V242H110ZM114 240H115V243H117L118 241L120 242V239L118 240V238H117V239L115 238ZM114 240H112L111 244L114 243V242H113ZM150 240L148 239L149 242H150ZM159 240H163V239L160 238ZM159 240H158V241H159ZM170 240H169V241H170ZM176 240H177V239H176ZM182 240H183V239H182ZM185 240H186V239H185ZM97 241H96V244H98ZM155 241H156V240H155ZM169 241L167 240L168 243H169ZM180 241H181V239H180ZM183 241H184V240H183ZM187 241H188V240H187ZM195 241H196V240H195ZM238 241H239V240H238ZM0 242H2V241L0 240ZM32 242H33V241H32ZM55 242H56V241H55ZM58 242H59V240H58ZM129 242H130L131 245H130L129 243H127V244H125V243H124V244L118 243V244H116V245H119L120 247H121L122 245H123V246H124V245H125V246L127 245L126 247L129 248V247H131L132 244H133V243H131L130 239H129ZM164 242H165V240L163 241V243H164ZM167 242H165V243H167ZM3 243H4V242H3ZM61 243H62V242H61ZM143 243H144V242H143ZM184 243H185V242H183L182 244H184ZM189 243L187 242V244H186V243H185V244L188 246ZM204 243H205V241H204ZM239 243H240V242H239ZM239 243H236V244H239ZM18 244H22V242H21V243H20V242L17 243V245H18ZM96 244H95L94 246H96ZM111 244H110V245H111ZM153 244H156V242H154ZM169 244H170V243H169ZM173 244H174V243H173ZM175 244H176V242H175ZM175 244H174V246H175ZM182 244H181L180 246L183 247ZM196 244H198V240L196 241ZM62 245H63V244H62ZM143 245H144V244H143ZM163 245H164V244L160 245L161 248H163V249L166 248V250H168L167 247H166L165 245H164V247H163ZM202 245H203V246H204V245L206 246V244H202ZM202 245L200 244V247H199L201 250H202V248H201ZM240 245H241V243H240ZM262 245H264V244L262 243ZM262 245H260V246L262 247ZM39 246H40V245H39ZM63 246H64V245H63ZM65 246H66V244H65ZM133 246H134V245H133ZM136 246H139V245L136 244ZM144 246H145V245H144ZM147 246H148V245H147ZM170 246H171V245H170ZM203 246H202V247H203ZM244 246H247V245H244ZM16 247H17V246H16ZM96 247H97V246H96ZM116 247H117V246H115V248H116ZM120 247H119V248H120ZM142 247H143V246H142ZM157 247H158V246H157ZM196 247H198V245H196ZM196 247H195V248H196ZM241 247L243 248L242 245H241ZM247 247H248V246H247ZM6 248H8V247H6ZM61 248H62V250H63V247H61ZM77 248H79V247H77ZM80 248H81V247H80ZM80 248H79V249H80ZM82 248H83V246H82ZM84 248H85V247H84ZM91 248H92V247H91ZM140 248H141V247H139V250H140ZM145 248H146V247H145ZM152 248H153V249H152ZM152 248L148 251V252H149V255H150V253H153V252H154L153 250L156 249V248L154 249L153 245H152ZM158 248H159V247H158ZM169 248H170V247H169ZM174 248H175V247H174ZM177 248H178V247H177ZM177 248H176V249H177ZM199 248H196V249H199ZM238 248H239V246H238ZM242 248H241V250H240V249H238V250L242 251ZM57 249H59V250H58V252H59V251H60V248H57ZM94 249H95V248H94ZM94 249H93V250H94ZM130 249H131V248H130ZM170 249H171V248H170ZM216 249H217V247H216ZM251 249H252V248L250 247V248L247 249V250H245V248H244L243 250L248 251V250H251ZM255 249H256V248H254V251H258V250H255ZM76 250H77V249H76ZM110 250H112L111 247H110ZM120 250H122V249H120ZM123 250H125V249H123ZM128 250H129V249H128ZM134 250H135V248H134ZM139 250H138V252H139L138 254H140V251H139ZM172 250H173V249H172ZM201 250H198V251H196V252H193L194 255L196 256L197 254H195V253L200 252ZM8 251H9V248H8ZM65 251H66V250H65ZM77 251H78V250H77ZM142 251H143V250H141V252H142ZM144 251H145V250H144ZM150 251H152V252H150ZM169 251H171V250H169ZM217 251H218V249H217ZM219 251H220V253H221V250H219ZM252 251H253V249H252ZM28 252H29V251H28ZM52 252H54V251H52ZM58 252H57V253H58ZM67 252H68L67 254H69V251H67ZM115 252H116V251H115ZM120 252H121V251H118V253H120ZM133 252H134V251H133ZM135 252H137V251H135ZM148 252H147V253H144L145 255L143 254V256H147V255H148ZM164 252H165V251H164ZM164 252H162V249H161V253L164 254ZM174 252H176V257H178V258H179L180 253H182V252H180L179 255H177L178 252L175 251V249H174ZM206 252H207V250H206ZM231 252H232V250H231ZM258 252L260 253V249H259ZM57 253H56V254H57ZM65 253H66V252H65ZM125 253H126V252H125ZM129 253H131V252L129 251ZM154 253H155V252H154ZM157 253H158V251H156L155 254H157ZM166 253H167V252H166ZM184 253H185V252H184ZM193 253H192V254H193ZM227 253H229V251H228ZM245 253L247 254L248 252H245ZM249 253H250L251 255H254V254H252L253 252H249ZM249 253H248V254H249ZM254 253H255V252H254ZM56 254L54 253V256H55ZM59 254H61V253H59ZM121 254H122V253H121ZM158 254H160V252H159ZM169 254H170V253H169ZM173 254H175V253H173ZM192 254H190V255H192ZM199 254H200V253H199ZM231 254H232V257L234 258L235 255H233V253H231ZM235 254H236L235 259H233V260L230 259V260H232V262H229V263H227V261H226L227 264H241V262H242V264H247V263H249V262H252V264L254 263L251 259L249 260L248 257H250V255H248V256L246 255L247 257H246L245 259H243V261H241L242 258H240L239 256H237V253H235ZM27 255H29V254H27ZM51 255H52V254H51ZM57 255H58V254H57ZM161 255H162V254H161ZM164 255H166V254H164ZM167 255H168V253H167ZM186 255H187V257L189 256V254H187V253H186ZM202 255H204V254H202ZM205 255H206V254H205ZM218 255H219V254H218ZM218 255H217V256H218ZM227 255H229V254H227ZM66 256H68V255H66ZM78 256H79V255H78ZM87 256H88V255H87ZM124 256H125V254H124ZM126 256H128V255H126ZM132 256H133V255H132ZM135 256H136V255H135ZM162 256H163V255H162ZM195 256H194V257H195ZM206 256H207V255H206ZM229 256H231V255H229ZM243 256H244V254H243V252H242V256H241V257H243ZM259 256H260V254H259ZM259 256H258V258H259ZM59 257H60V256H59ZM59 257H58V259H59ZM61 257H62V254H61ZM69 257H70V255H69ZM148 257L150 258L151 255L148 256ZM155 257H156V256H155ZM157 257H159V256H157ZM174 257H175V256H174ZM252 257H253V256H252ZM252 257H250V258H252ZM70 258H71V257H70ZM114 258H115V260L117 259L116 261L119 262L120 259H118V257H117V258L114 257ZM123 258H124V257H121V262H123ZM125 258H126V257H125ZM167 258H169V255L167 256ZM188 258H189V261H190V263H191L190 257H188ZM199 258H200V259H199ZM204 258H205V257H204ZM209 258H210V255H209V257L207 258V260H210ZM212 258H214V257L211 256V259H212ZM71 259H72V258H71ZM81 259H82V258H81ZM89 259H90V258H89ZM108 259H109V258H108ZM126 259H128V258H126ZM126 259H125L124 261H126ZM156 259H157V258H156ZM170 259H171V258H170ZM246 259H248V261H246ZM252 259H253V258H252ZM93 260H94V259H92V262H93ZM109 260H110V259H109ZM109 260H108V261H109ZM113 260H114V259H113ZM113 260H112V262H113ZM115 260H114V262H113L114 264H115ZM139 260H140V259H139ZM141 260H142V259H141ZM147 260H148V258L145 259L144 262L146 261V262L148 263ZM159 260H161V259H159ZM166 260H167V259H166ZM171 260H172V259H171ZM174 260L176 261V259H174ZM174 260H173V261H174ZM196 260H199V261H200V260H202V258L197 256V259H196ZM207 260H206V263H208ZM212 260L215 262V261L217 260V258H216V260H215V259H212ZM212 260H210V261H211V264H212ZM222 260H223V259H222ZM63 261H64V260H63V258H62V263H63ZM78 261H80V260H78ZM130 261H131V260H130ZM219 261H220V260H219ZM219 261H218V262H219ZM223 261H225V260H223ZM223 261H222V262H223ZM228 261H229V260H228ZM256 261L258 262V259L255 260V262H256ZM69 262L72 263L73 260L70 261V259H69ZM94 262H95V261H94ZM94 262H93V263H94ZM150 262H151V261H150ZM150 262H149V263H150ZM156 262H158V260H156ZM196 262H197V261H196ZM62 263H61V264H62ZM70 263H69V264H70ZM95 263H96V262H95ZM169 263H170V262H168V264H169ZM197 263H198V262H197ZM197 263H196V264H197ZM200 263H202V262H200ZM200 263H198V264H200ZM216 263H217V262H216ZM219 263H220V262H219ZM116 264H117V262H116ZM125 264H126V263H125ZM128 264H129V263H128ZM160 264H161V263H160ZM175 264H177V261L175 262ZM181 264H182V263H181ZM202 264H203V263H202ZM204 264H205V263H204ZM208 264H209V263H208ZM223 264H225V262H223ZM255 264H256V263H255ZM257 264H259V263H257ZM260 264H264V263H263V262H260Z\"/></svg>", "mask_w": 264, "mask_h": 264}]
</instances>
